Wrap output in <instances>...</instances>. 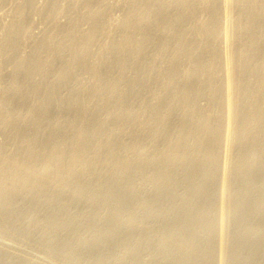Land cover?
I'll return each mask as SVG.
<instances>
[{"label":"rangeland","instance_id":"1","mask_svg":"<svg viewBox=\"0 0 264 264\" xmlns=\"http://www.w3.org/2000/svg\"><path fill=\"white\" fill-rule=\"evenodd\" d=\"M100 1L101 0H94L93 3L91 2V6L93 5L92 7H96L100 3ZM102 1H104L103 2V8H102L100 15L98 16L99 19L97 18L95 20V22H98L102 26L103 31L101 29V31H99L98 38L95 39L94 41H90L87 39V35H86L87 33L86 32L90 29L92 23L91 22H83L80 20H72L73 19L72 14H75L77 12L76 10H78V8L80 7V6L77 7V5L74 4L73 0H66V1L60 0V2H59V0H31V1L30 0H28V1L27 0H0V42H1V40H4V42L0 44V48L2 47V49L0 50V97H3L4 99H6L8 96L9 97L11 96V93H14V92L16 93L18 90H20L26 86H28L27 92L29 91L28 94L30 95L26 99L25 102L22 101L21 103H19L20 101H14L15 103L12 102L11 104L7 105L6 107H1L2 109L0 108V121H1L0 122V164H1L0 165V169H1V171H0V184H2L4 181H6L5 184H7V185H5V184L0 185V196L4 195V193H5V196H2L0 198V248H1L0 249V264H8V263L9 264H104L105 262H106L105 264H114V263L115 264H138V262H139V264H169V263L170 264H176V263L177 264H200V263L201 264H211V263L212 264H219V262H220V264H264V257H262V256H264V246H262V245H264V243H262V242H264V218H262V217H264V163L261 162V161H264V155L260 156V153H259L262 149H264V142H262V143L260 142L261 141L260 137L262 138V141H264V134H262L264 132H261V131H264V128L261 129V127H264V124H262V122L261 123L259 122V120L261 121L260 117L264 116V115H261L259 113V111L261 113H264V112H262V110H264V109L261 110V108H262L261 106H264V102H262V104H261V99H262V101H264V97H262V96H264V85H262V84H264V74H262V73H264V69H262V68H264V59H262V58H264V57H262V56H264V51H260V53L258 52L261 49L264 50V45H262V44H264V43H262V42H264V40H262L261 44L259 43L260 45H257L258 42L256 44H254V42H255L254 40H256V38H259V36L262 35V32H264V30H260L262 27H258V28L256 27L260 31H258L256 28L255 29L254 28L253 29L247 28L248 30L241 29L239 31L235 30V31H231V37L229 36L230 39L228 37H224L223 35H221L220 37L216 36L215 37V38H217V40H216L215 38H213L212 32H214L213 28H218L219 25H221V20L220 19H217L216 21L212 20V19H214L213 11H211L212 7L210 8V6H206L208 8V10L207 9L205 10V8H206L205 5L197 6V7H199V9L196 7L194 10L196 14L193 12L192 16L189 17V19H186L185 23L187 22V24L181 23L182 25L180 24L175 29H170L171 32L169 30V34H167L168 30L166 31L164 29L167 25V22H166L167 20L165 22H162V23L157 24V25L154 24V25H156L155 27L147 25V27H145V28H140V29L134 30V29H132L131 24H129L127 19H126L128 11L130 9V6H129V4H131L130 1L129 2H128V0L127 1H125V0H102ZM31 2H34V3H31ZM66 2H68V3H66ZM55 3H56V5H55ZM57 3H60V4L58 5ZM24 4H26V5H24ZM32 4H34V6ZM67 4H69L70 6ZM78 5H80V4H78ZM27 6H28V8H27ZM55 6L56 7L59 6L60 8L57 7V8H59V9H57ZM16 8L18 9L17 11L15 10ZM54 8L56 10H54ZM70 8L72 10H70ZM21 9L23 10L22 13L19 12V11H22ZM64 9L66 10V13H65ZM202 9L205 12H201ZM231 9L232 10L229 11L230 17L231 16L234 17V16L238 15V12L240 13V11H238L240 8L238 9L236 7V10H235V7H234ZM58 12H60L62 14H60V13L58 14ZM233 12H235L234 16L232 14ZM70 13H71V15H70ZM177 13H178V10H175V12H171L170 15H172V17H173ZM202 13H204V14L202 15ZM209 13H210V15L208 16ZM197 14H198V16H197ZM16 15L18 17L19 16L20 17L14 18L13 16H16ZM192 17H193V19L191 21L190 19ZM201 17H203L204 19ZM50 18L51 19L54 18V19L50 20ZM199 19L201 20L200 23H199ZM13 20H14L15 26L12 25ZM76 22H78L77 23L78 25L76 24ZM190 22H192V24ZM209 22L211 23V26H209L210 25ZM17 24L20 26V28H18L19 26ZM51 24H52V26H51ZM55 24L56 25L58 24V26H56V28H54ZM70 24L74 25L75 32H73V33L71 32V29H69ZM161 24L163 25L162 27H161ZM215 24H216V26H215ZM22 25H23V27H22ZM185 25H187V26H185ZM5 26L6 27L8 26L7 28H10L7 32L8 33L7 36H6L7 33L5 32L7 30H4V28L7 29ZM12 26L15 28L13 29ZM191 27H193V28H191ZM202 28H203V31L201 30ZM12 29L15 31L14 34H13ZM52 29L54 30V32L52 31ZM65 29H67V30H65ZM162 29H164V30H162ZM192 29L194 30V33L192 32L193 31ZM198 29H199V31H197ZM251 29H252V31H251ZM262 29H264V28H262ZM57 30H58V32H57ZM128 30H129V32H131L130 37H125V33ZM205 30H207V31H205ZM254 30H256V31H254ZM18 31L21 32L19 36H18V34H19ZM245 31L246 32L249 31L250 33L247 32V34H246ZM62 32H64V33L62 34ZM79 32H82V33H79ZM110 32L112 33L111 34L112 36L110 35ZM158 32H160V34H158ZM162 32H163V34H162ZM183 32L185 34H183ZM256 32H260L261 34L258 35V33H256ZM46 33H48V34H46ZM78 33L80 34V36ZM115 33L118 34V36ZM188 33H191V34L188 35ZM234 33H236L238 36ZM252 33H253V36H252ZM254 33H256V34H254ZM4 34H5V36H4L5 39L3 38ZM12 34H13V36H12ZM50 34H52V36H56V38H54V41H53V42H55V40H56V42H55V44L52 42L47 47L43 43H44V40H46V38L48 36H50ZM69 34H70V36H69ZM72 34H74L75 36L73 35V37H72ZM113 34H114V36H113ZM121 34L124 37L121 36ZM206 34H208V35H206ZM241 34H244V36L242 35L243 36L242 37ZM248 34H250V35H248ZM107 35H108V38H107ZM172 35L174 37H172ZM204 35L207 36V38ZM14 36L16 37V39ZM136 36H137V38H135ZM155 36H157V37L155 38ZM198 36H200V38ZM57 37L60 39L58 40ZM140 37H142V38H140ZM195 37H197V38H195ZM139 38L142 40H140ZM237 38H238V40H237ZM252 38H254V39H252ZM66 39H68V41ZM209 39L213 42H211ZM218 39H221V40H219V42L216 43L215 41H218ZM233 39H234V42H232ZM15 40H17V41H15ZM62 40H64V41L62 42ZM126 40H129V41H126ZM137 40H139V41H137ZM246 40H247V42H246ZM76 41H78V44L75 45ZM80 41H81L82 45H81ZM143 41L146 45L145 44L141 45ZM135 42H138V44ZM170 42H171V44H170ZM205 42H207V44H205ZM223 42H225V43H223ZM12 43H13V45H12ZM177 43L178 44L183 43V44L178 45ZM210 43L213 45H211ZM218 43L220 45H218ZM226 43H227V45H226ZM234 43H236L237 45ZM244 43L247 46H244ZM52 44H54V46ZM115 44H119V45H115ZM132 44H133V46H132ZM224 44L226 45V48H227L226 50H224V52L226 51L225 53L222 52L223 49H225V48H223V47H225ZM84 45H85V52L83 53L82 56H80L81 54L79 53V49L81 48V46H84ZM121 45H122V47H124V49L122 47H120ZM140 45L142 46L141 48L139 47ZM221 45H223V46H221ZM241 45L243 46V49H245V50L242 49ZM50 46H52V49L49 48ZM60 46L62 47V49L58 48ZM68 46H72V47L68 48ZM76 46H77V48H76ZM168 46L170 47L171 50H169ZM41 47L42 48L44 47V49L41 50L42 49ZM46 47L49 49L45 50ZM232 47H234V48H232ZM102 48H104L103 52H102ZM139 48L141 49V51H138ZM146 48H147V50H146ZM162 48H164V49H162ZM198 48L199 49L201 48V49L199 50ZM239 48H241V49L239 50ZM188 49H190L191 51ZM216 49H218V50H216ZM10 50H12L13 53H10L11 52ZM53 50H55L56 52ZM65 50H66V52H65ZM159 50H160V52H159ZM230 50L231 51L233 50V51L231 52ZM235 50H236V52H235ZM247 50H249V51H247ZM104 51L107 54H105ZM116 51H118V52H116ZM54 52H55V54H54ZM189 52H192V53H189ZM207 52L209 55L207 54ZM210 52H212V53H210ZM214 52L216 53V55ZM70 53H72V54H70ZM111 53H115L116 55L111 54ZM126 53L128 54V56L126 55ZM144 53L146 54V56L144 55ZM158 53L160 55L162 54V56L160 57V55ZM221 53H223V54H221ZM258 53L260 55L262 54V56L258 55ZM31 54H32V56H31ZM36 54H38V55L36 56ZM56 54H58V55H56ZM74 54H75V56H74ZM8 55L11 56V58L8 57ZM178 55H180V56H178ZM189 55H190V57H189ZM40 56H42V58L44 60ZM101 56H102V58H101ZM139 56H140V58L138 59ZM153 56H156V57L154 58ZM232 56L235 57L234 59L236 61H234ZM25 57L27 60L25 59ZM182 57H184V58L182 59ZM238 57H239V59H238ZM242 57H244L243 58L244 60L240 59ZM249 57H250V59H249ZM258 57H260L259 59H261V60L255 59ZM13 58H15V59H13ZM22 58H24V59H22ZM119 58H120V60H119ZM157 58H158V60H157ZM178 58H180V59H178ZM220 58H221V61H218V60H220ZM50 59H52V60H50ZM203 59H204V61H203ZM231 59L233 61L228 62V60H231ZM254 59H255V61H254ZM17 60L20 62L17 63ZM209 60H212L213 62L209 63L210 62ZM42 61H44V62H42ZM110 61H113L114 63H112ZM171 61L174 64V66L171 65L172 67L170 65H168V64H172ZM180 61L183 64H181ZM191 61L193 63H190ZM200 61H202V62H200ZM253 61L255 62V64L253 63ZM21 62H23V63H21ZM198 62H199V64H198ZM220 62H223L224 64L220 63ZM230 62L233 64V66ZM15 63H16V65L17 64L18 65L16 66ZM42 63L44 65L47 63V65L44 66ZM94 63L96 65H98L97 67L102 66L101 68H97L98 73L95 71H93V72L91 71V70H94L93 69ZM212 63H217V64L212 65ZM218 63L221 65L223 64L224 66L223 65L219 66ZM241 63L244 65H242ZM245 63H246V65H245ZM250 63L251 64L253 63V64L251 65ZM37 64H39V66ZM41 64L43 65V67ZM66 64L68 66V69L66 67ZM122 64H124V65H122ZM138 64H139V66H138ZM20 65H21V67H20ZM24 65L27 67L28 70L26 69V67ZM49 65H51V66L48 68ZM63 66H65L66 68ZM112 66L114 68H112ZM133 66H134V68H133ZM198 66H200L199 68L200 69L202 68V70L196 69ZM204 66H206V67H204ZM240 66H243V67H240ZM244 66L247 67L246 70L242 69V68H244ZM254 66H255V68H254ZM259 66H262V68H259ZM34 67H36L37 70ZM145 67H148V68L145 69ZM175 67H177V68H175ZM203 67H204V69H203ZM207 67H209L210 69H208ZM225 67H226V69H225ZM13 68H14V70H12ZM171 68H173V69H171ZM214 68H216V69H214ZM238 68H240V70H238ZM105 69H106V71H105ZM232 69L235 71L233 72ZM251 69H252V71H251ZM34 70H35V72H34ZM44 70L45 71L48 70V71L44 72ZM61 70L62 71L64 70V71L62 72ZM203 70H205V71H203ZM208 70H210V71H208ZM224 70L226 72H224ZM149 71H150V73H149ZM195 71H197V72H195ZM211 71H212V73H211ZM118 72H119V74H118ZM198 72H200V73L198 74ZM206 72H207V74H206ZM215 72H217V74L218 73L222 74L223 77L215 74ZM242 72H243V74H242ZM246 72H247V74H249V77L247 76ZM250 72H251V74H250ZM41 73L42 74L44 73V76L41 75ZM254 73H257V74L254 75ZM13 74L16 77H19V76L21 77V78H18L17 83L14 82L15 80L13 79L14 78ZM99 74H100L101 78H100ZM106 74L108 76H106ZM148 74H150V75L148 76ZM155 74H158V75H155ZM237 74L238 75L240 74V76H238ZM260 74L262 77L259 76ZM120 75H122V76L120 77ZM196 75H198V77ZM236 75H237V79H236ZM28 76H30V78ZM191 76L195 79H193ZM216 76H217V78H215ZM245 76L248 78L247 80H246ZM149 77L152 79H150ZM184 77L186 80L184 79ZM201 77H204V79ZM254 77H256V78L254 79ZM145 78H147V79H145ZM228 78H229V80L231 78L232 79L230 81H228ZM239 78H241V79H239ZM252 78L254 81L257 80L256 83L252 80ZM56 79L58 80V82ZM180 79H182V80H180ZM187 79H190V81ZM221 79L223 82L221 81ZM226 79H227V81H226ZM235 79H236V82L234 81L231 83V81H233ZM10 80H11V82H10ZM261 80H262V82H260ZM53 81H54V84H52ZM169 81H171L172 83L170 82V84H168ZM186 81H187V83H185ZM191 81H192V83H191ZM214 81H216V82H214ZM239 81H241V82H239ZM101 82H102V84H101ZM104 82H106V83L104 84ZM111 82H113L115 85L111 84ZM194 82H196V83H194ZM237 82H238V84H237ZM242 82H243V84H242ZM244 82H246L247 84ZM107 83H108V85H106ZM132 83H134V84H132ZM235 83H236V85H235ZM50 84H51V86H50ZM148 84L150 86H148ZM165 84H168V85L166 86ZM245 84L248 87H246ZM257 84H259V85H257ZM17 85H19V87ZM111 85L114 86L115 90H112L113 86H111ZM134 85H139V86H134ZM22 86H24V87H22ZM108 86L110 89L108 88ZM120 86H121V88H120ZM11 87H13V88H11ZM199 87H201L202 89H200ZM218 87H220V88H218ZM236 87H237V89H236ZM37 88L38 89L40 88V89L37 90ZM118 88L120 89V91ZM162 88L165 91L162 92ZM166 88H167V90H166ZM204 88L205 89L207 88V89L205 90ZM180 89H182V90L178 91ZM186 89H188V91ZM191 89H192V91H191ZM244 89H245V91H244ZM248 89L250 91L253 89L254 91L250 92V91H248ZM32 90H33V92H32ZM116 90L118 93L115 94ZM159 90H161V92ZM183 90H186V91H183ZM220 90H221V92H219ZM226 90H228V91H226ZM237 90H238V92L241 91L243 93V95L241 94V92L238 94H234V93H236ZM34 91L37 92V94H35ZM137 91H139V92H137ZM149 91L152 93H150ZM194 91H195V93L193 94L192 92H194ZM208 91L212 92V93H208ZM217 91H218L217 94L214 93ZM231 91L232 92L234 91L233 94ZM30 92H32V93H30ZM111 92L113 95L110 94ZM181 92L183 94H181ZM184 92L187 94L184 95ZM247 92H249V93H247ZM259 92H262V93H259ZM163 93H164V95H163ZM198 93L201 95V97H199ZM227 93H228V95H227ZM245 93H247V94H245ZM48 94L50 96V99L48 97ZM212 94H213V96H215L214 98H217V99H214L212 97ZM220 94H222L221 95L222 97L220 96ZM224 94H225V96H224ZM253 94H254V96H253ZM124 95H126V96H124ZM152 95H154V96L152 97ZM172 95H173V97H172ZM174 95L176 97L179 96V98H178L179 101ZM189 95L191 97L192 96L193 97L191 98ZM194 95H196V96H194ZM216 95H218V96H216ZM232 95L235 97L233 98ZM236 95L239 97L238 100L236 99ZM251 95H252V97L249 98V96H251ZM259 95H261V97ZM104 96H106L107 99L104 98ZM108 96H109V98H108ZM112 96H113V98H112ZM180 96H181V98H180ZM245 96H246V98H249V99H246ZM170 97H171V99H170ZM209 97H210L211 101L210 100L208 101ZM243 97L245 98V100L242 99ZM29 98H30V100H29ZM154 98H157V100L154 101ZM185 98H187V99H185ZM225 98H226L227 102H230V105H229V103H227L224 100ZM255 98H257V99H255ZM40 99L41 100H43V99L48 100V104L46 107L47 110L45 109L44 110L45 112L43 111V114L37 113V112H30V114H28L29 112H28L27 108L29 106H32V104L38 103ZM94 99H96V100H94ZM131 99H133V101ZM167 99H168V101H166ZM194 99H196L197 101ZM218 99L220 101L223 100V102L221 103ZM240 99H242V101ZM128 100L129 101L131 100V101L128 102ZM169 100H170V102H169ZM172 100H174L175 103H177V104H175L174 101H172ZM185 100H187V101H185ZM83 101H85V102H83ZM252 101H254V102H252ZM257 101H259V103ZM98 102H100V103H98ZM235 102L238 104H235ZM245 102H247V103L245 104ZM248 102H249V104L250 103L251 104L249 105ZM255 102L257 103L256 108H255V104H256ZM66 103H68V104H66ZM211 103H214L215 105L211 104ZM84 104H86V105H84ZM115 104H117L118 107ZM118 104L122 105V107L119 106ZM124 104H125V107L128 105L126 108H129V109L124 108ZM153 104H155L154 107L152 106ZM183 104H184V108H182ZM193 104H195V106ZM197 104H199V107ZM218 104H221V105L223 104L222 105L223 107L221 105H218ZM147 105L149 107L146 108ZM234 105H236V107ZM251 105L256 110H254ZM82 106H83V108H82ZM172 106H173V108H172ZM180 106H181V108H180ZM188 106L193 108V109L191 108L192 112L197 110V111H195L196 114H195V112L192 113L191 111H189L188 109H190V107H188ZM210 106L213 109L212 108L210 109ZM242 106H243V108L245 106L244 109L247 111H250V112L247 113V111H245V110H243V108H241ZM79 107H80V109H78ZM174 107H177L178 109H176ZM197 107L200 109H198ZM215 107H218V108H215ZM74 108H76V109H74ZM116 108H117V110H116ZM122 108H123L124 112L122 111ZM161 108L163 110H161ZM229 108H230V110H229ZM237 108H238V110H237ZM146 109L147 110L149 109V110L147 111ZM150 109H152V110H150ZM166 109H169V111L168 110L166 111ZM184 109L186 112L187 111L190 112L188 117H187L188 112L185 113ZM203 109L205 112L203 111ZM231 109H233V110H231ZM257 109H258V112L256 113ZM26 110L28 113L26 112ZM145 110H146V113H145ZM154 110L158 113H155ZM174 110L177 112H175ZM179 110H183L184 112H181L182 114L180 113L181 115L178 116L177 114L179 113ZM198 110H199L200 114L198 113ZM200 110H202V111H200ZM234 110H236L237 115H238V112H240L238 117H237L236 112ZM117 111H119V112H117ZM120 111H122V112H120ZM134 111H135V113H134ZM150 111H151V113H150ZM241 111H242V113H241ZM244 111L248 115H245ZM107 112H109V113H107ZM139 112H140V114H139ZM165 112H167V113H165ZM170 112H172V113H170ZM227 112H232V113L226 114ZM31 113L35 116V118ZM112 113H114V114L116 113V115H114ZM118 113H119V115H117ZM149 113H150V115H149ZM160 113H162V114H160ZM220 113H222V115H220ZM234 113L236 116L234 115ZM253 113H255V115ZM25 114L27 115V117L29 119L26 117ZM124 114H128V115L131 114V115H129V116L127 115V117L125 115L124 117H122ZM133 114H134V116H136V118L138 117L137 122H139V123L136 122V120H135L136 118L134 116L132 118ZM143 114H144V116H143ZM151 114H152V116H151ZM159 114H160V116H159ZM163 114H164V116H162ZM229 114H230V116H229ZM243 114L245 116L242 117L243 118L242 119L241 115L243 116ZM251 114H253V115H251ZM257 114H258V116H257ZM41 115L43 117H41ZM107 115H109L111 118ZM167 115H169V116H167ZM182 115H184V116H182ZM199 115H201V117ZM30 116L33 119L30 118ZM36 116H37V118H36ZM105 116L107 117L106 119H108V118L110 119V120L108 119L109 120L108 123L106 122L108 120H106V119L104 120ZM141 116L144 117V118L142 117L143 118L142 121H141ZM180 116L184 117V118H181ZM192 116H194L193 117L194 119L192 118ZM207 116H208V118H206ZM212 116H214V117H212ZM220 116L221 117L223 116L224 118H220ZM228 116L230 119L231 118L234 119L235 124H234L232 119L230 120L228 118ZM233 116H235V117H233ZM246 116H248L247 117L248 120L244 119ZM6 117H8V118H6ZM119 117H122V118H119ZM163 117L166 118V121L164 119L162 120ZM175 117L177 119H175ZM178 117L180 118V121H181V119H185V121H186L185 123L188 125V126L186 125L188 134L186 132L185 137L188 138L191 135H193V136L196 135L197 137L195 136L193 138V136H192L189 139L183 140V138H185L183 135L181 137L183 142L182 141H180V142L182 144H185V145H181V151L179 153V155H181V156L183 155V156H182V158H181V156L179 157V155H177L178 157L174 156L175 157V160H174V158L172 156H171L172 158L170 157V155H173V154H171L172 151L171 152L169 151V150H172L173 148H170V145L167 144L166 142H167L168 138H171V140H173V137L176 136L174 129H177L178 128L177 126L181 125V122L179 121ZM209 117H211V118H209ZM252 117H253V120L250 119ZM257 117L259 118V120H257L258 119ZM5 118H6V120H5ZM100 118H102L104 123L106 122L105 123L106 125L104 123H102V120ZM148 118H150L151 120L150 119L148 120ZM152 118H154L153 121H152ZM159 118L161 119V121ZM199 118H201L202 121L204 119L203 122H205V119H207L206 122L207 121L208 122L207 123L205 122V126H207L206 124L209 123L208 127L210 126V121H211L213 123V124H211V126L213 128H208V127L206 128L204 126L203 122H201V120H198ZM7 119H10V120H7ZM27 119H28V121H27ZM53 119H55V120H53ZM224 119H226V120H224ZM227 119L232 121L233 124H232V122L230 124V121ZM235 119H240L237 121L239 123H236ZM249 119L252 122L248 123V121H250ZM29 120H30V122H29ZM46 120L47 121L49 120V121L47 122ZM156 120H157V122H156ZM173 120H178V121H174V124H173ZM244 120H246V122ZM8 121H10V122H8ZM11 121L15 122L16 124L12 123ZM23 121H25V122H23ZM117 121L118 122L120 121L119 124L117 123ZM199 121H200V123H199ZM242 121H244V123ZM257 121L260 123V124L258 123L259 125L257 124ZM262 121H264V119H262ZM7 122H8V124H7ZM49 122H50V124H49ZM82 122H83V124H82ZM140 122H142V123H140ZM148 122H150V124ZM167 122H169L171 125L170 124L168 125ZM177 122H179V123H177ZM215 122H217L218 124L222 123L219 126H222V127L225 126L224 127L225 129H227V127H228V130H227L228 133L224 128L219 127L218 125H214V124H217ZM1 123L3 125H1ZM17 123L20 126V128H17V126H16ZM28 123L29 124L31 123L33 125L32 128H31V124L29 125ZM56 123L57 124L59 123V124L57 125ZM154 123H155V125H154ZM156 123H158V125L161 126L162 129L160 127L157 128L158 125ZM201 123L203 124V126ZM227 123L230 124L231 129H229L230 128L228 126L229 124L226 125ZM252 123L255 124V127ZM20 124H22L24 126H22ZM35 124H36V126H35ZM54 124H56V126H58V127H56ZM115 124H117L118 126L117 125L115 126ZM120 124L122 126H120ZM151 124H152V127H151ZM178 124H180V125H178ZM190 124H192V125H190ZM62 125H63V127H62ZM173 125L176 126L177 128H175ZM194 125L198 126L197 127L198 131L196 134H195L196 129L194 130V128H196V126H194ZM237 125L239 126V128ZM71 126H74V127L77 126V127L74 128ZM79 126L82 128H80ZM132 126L133 127L136 126L137 129L135 127L133 128ZM163 126H166V127L164 128ZM172 126H173V128H172ZM183 126H185V124ZM217 126L219 128H217ZM259 126H260V128H259ZM24 127H25V129L27 128L26 130H29L30 128L32 130L30 129V131L24 132L25 131ZM35 127L37 129L36 132L35 133L31 132L34 130ZM44 127L46 128V130H44L45 129ZM101 127H102V129H101ZM123 127H124V129H123ZM150 127L152 129L148 130V129H150ZM204 127H205V129H204ZM242 127H243V129H242ZM245 127L248 129H246ZM11 128L14 129L15 131L12 130ZM64 128H66L67 132ZM69 128H70V130H68ZM77 128H80V129H77ZM98 128H100V130ZM140 128L142 129L141 131H140ZM154 128H156L155 130H158V131H156V133L154 132ZM186 128L184 127L185 130H186ZM214 128L218 129V130H213ZM20 129H22V130H20ZM112 129H113V131L117 130L116 131L117 133L112 131L114 134L113 133L111 134L110 130H112ZM118 129H121V130H118ZM165 129H166V131H165ZM190 129H191V131H190ZM235 129H237V131ZM239 129L240 130L242 129L241 132L239 131ZM254 129H255V131H254ZM38 130L39 131L42 130V131L39 132ZM85 130H87V132ZM135 130H136V132H135ZM160 130H161L160 133L163 136H165V138L163 136H161V134L159 133ZM210 130H213V131H210ZM244 130H246V132ZM256 130H258L260 133ZM21 131H22V133H21ZM37 131H38V133H37ZM89 131L92 132L93 134L88 135ZM169 131H171V132H169ZM172 131H174L173 132L174 135H172ZM192 131H193V133H192ZM202 131H205V134ZM207 131H208V133H207ZM233 131H235L236 134ZM78 132H80V133L86 132L87 135H85V134L81 135ZM201 132L204 134L203 136L209 135L211 138H213L212 141L213 140L217 141L219 138L220 139H226L228 141L229 145L223 146L222 149L218 148L219 152L218 151L216 152L217 147L212 146V144L215 141L212 142L211 138L209 136H208V139L205 140L206 138L201 135L202 134ZM214 132H216V133L220 132V134L217 133L219 135L216 136L217 134ZM222 132H223L224 138L222 136ZM229 132H231V133H229ZM232 132H233V134H232ZM237 132H238V134H237ZM109 133L112 136L115 135L116 137L113 136V138L110 139L109 137H111V136ZM138 133H139V135H138ZM140 133L142 136L140 135ZM225 133H227L228 135L225 136L226 135ZM239 133L242 134V135L240 134V138H238ZM255 133L256 134L258 133V135L256 136ZM33 134L34 135L36 134V136H34ZM108 134H109V136H108ZM118 134H120L119 135L120 137H118ZM134 134L138 136L137 139L142 137L139 139L140 140L139 143H138L139 140L133 139L135 137ZM156 134H159L161 138L159 137V135H156ZM164 134H166V135H164ZM230 134H232V135H230ZM245 134H248V135H245ZM76 135L78 136V138ZM150 135H152V136L150 137ZM167 135H168V137H167ZM153 136H154V139H153ZM155 136H156V138H155ZM236 136H237V138H234ZM243 136L244 137L248 136V137L247 138L245 137L246 138V140H245V139H243L244 138ZM29 137H31V139ZM32 137H33V140H32ZM131 137H132V139H131ZM196 138L198 139L199 143H201V146H200V144L197 143L198 141L196 140ZM254 138H255V144H254ZM109 139H110V141H109ZM148 139H149V141H148ZM152 139L155 141L153 142ZM200 139L201 140L203 139L202 140L203 142H201ZM237 139L238 140L241 139V142L243 144L245 141L247 142V143L245 142L246 145L245 144L243 145V144H241L240 141L239 142L237 141L238 145L240 146V149H239L240 151L237 150L239 148L237 143H234L235 145L232 144V141L233 140L236 141ZM250 139L253 142H251ZM30 140L33 142V144ZM76 140L77 141H83V142L86 140V142H84L85 144L83 143L76 148V146H75V142H77ZM131 140H134V141H132V143H136V146H134L135 144L131 145V147L128 146V145L132 144ZM171 140L169 139V141H171ZM187 140L189 142H187ZM256 140L259 142H257ZM135 141H137V142H135ZM163 141H165V142H163ZM184 141H186V142H184ZM193 141H195V142H193ZM206 141H209V142L211 141L210 145H208L209 142H206ZM190 142L192 143L191 145H190ZM164 143H166V145L163 146ZM187 143H188V145H187ZM204 143H205V145L206 144L207 145L205 146ZM27 144L28 145L30 144L32 146H34V144H35V146L30 147ZM138 144H140V145H138ZM156 144H158V146H160V147H158ZM194 144H196V147H195L196 151L193 150V149H195ZM247 144H249V146ZM26 145L28 146L27 148H26ZM189 145H190V148H191V146H193V145L194 146L191 148V150L189 149V151H188V149H186V153H188V154H186L187 155L186 156L185 152H184V150H185L184 148L186 146H189ZM202 146H203V148H201ZM232 146L235 147V149ZM244 146H246V147H245V149H243L244 150L243 151L242 148ZM250 146L252 148H254V150ZM256 146H258V147L256 148ZM81 147H82V149H81ZM125 147L127 149H125ZM132 147H134V148L140 147L139 149H142V147H143V149L146 151V153H145V151L143 152L144 154L139 153V151H138L139 149L136 148V149H138L137 153L139 154V155L138 154L136 155V154H134V152H136V149H134V148L132 149ZM144 147L148 150H146ZM153 147H155V148L157 147V149H154V150H156L155 153H154ZM208 147H209V149L211 148L210 152H208V149H206ZM226 147L227 148L229 147V149L231 147L232 148L229 151V149H227ZM236 147H237V149H236ZM129 148L133 151V152H130V155L128 154L129 151H131ZM160 148H162V149L160 150ZM165 148L166 149L168 148L169 150L168 149L166 150ZM213 148H215L216 150L214 149V151H213L212 150ZM225 148H226V151H225ZM247 148H249L250 151ZM163 149H164V151H163ZM197 149H198V151H197ZM203 149H205V150H203ZM255 149H257V151ZM122 150H123V152H122ZM236 150L239 151V153L241 152L240 158L241 159L245 158L244 160L247 159L246 160L247 162L240 160V158L238 156L239 153L236 152ZM241 150L243 151V153ZM251 150H253L254 152H252ZM147 151H149V152H147ZM151 151H153V152H151ZM165 151H166V153H165ZM190 151H192V152L190 153ZM193 151H194V153H193ZM245 151L248 154H246ZM262 151H264V150H262ZM262 151H261V154H264V152H262ZM76 152H77V154H76ZM115 152H117V153H115ZM150 152H151V154H150ZM196 152H197V154L200 152L201 155L198 154V156L200 158L197 156ZM213 152L220 153V154H218V156H220V158L218 156H216L217 155L216 153L213 154ZM224 152L226 154H224ZM231 152H234V153H231ZM72 153L74 154L75 157L73 156ZM161 153L163 154V156ZM221 153H222V155H221ZM228 153H230V154H228ZM244 153L246 154V156H243ZM257 153H258V155L256 156V158L251 159L250 156L253 155L255 157V155ZM145 154L146 155L149 154V155L146 157H143V156H145ZM153 154H155V155H153ZM165 154L167 155L166 158L164 157ZM209 154L212 156L214 155V156L211 157V156H209ZM233 154L234 155L236 154L235 155L236 159H239L240 163H238V161L235 160V156ZM76 155L78 156L77 158H76ZM122 155H123V157H122ZM124 155L127 156L128 159ZM188 155H190V156H188ZM202 155L207 156L206 159L204 158V156L202 157ZM226 155L227 156L229 155V156L227 157ZM129 156L132 159L129 158ZM184 156H186V160H185V158L183 159ZM193 156L196 157V159L193 158ZM253 156H252V158H253ZM140 157H143L144 160H143V158H140ZM190 157H191V160H189ZM201 157L204 158V160ZM231 157L232 158L234 157V158L230 159ZM246 157H248V158H246ZM71 158L72 159H74V158L79 159V161H77V160L75 161V159L72 160ZM122 158H125V159L122 160ZM134 158L136 161L134 160ZM198 158H199V160L202 159L203 162L201 160L199 161ZM209 158H211V159H209ZM223 158L227 159V160H225L226 163L228 162L227 167H224L227 164L224 163L225 161L223 160ZM126 159H127V162L129 160H130V162L125 164ZM138 159H139V162L137 163ZM140 159H142L143 161L141 160L142 162H140ZM149 159L152 163L151 165H153V164L155 165V166H152V168L154 167L152 170H151V165L149 163L150 162ZM152 159L154 162L152 161ZM160 159H161V161H160ZM176 159H179V160H176ZM218 159H222V162ZM228 159H230L231 161ZM80 160H81V162H80ZM131 160H134V161H131ZM217 160L219 161V163H216ZM232 160L233 161L235 160V161L233 162ZM14 161L15 162L17 161L20 164L23 163V165H25V169L22 168L19 170L20 166L18 167V165H16L18 168L15 165H14L15 167L11 168L13 170L15 168V171L9 169L10 165L13 166L12 163ZM82 161H83V164H82ZM190 161H192V163ZM196 161H198V162L196 163ZM255 161H256V163H255ZM27 162H28V164H30L29 167H30L31 171L28 170L29 167H28ZM57 162H58V164H57ZM73 162H75V164H73ZM133 162H134V164H133ZM159 162H161V163H159ZM162 162L165 164L163 165ZM169 162L171 164H169ZM173 162H174V166L172 165ZM200 162H201V164H200ZM206 162H208V163H206ZM209 162H211V163H209ZM260 162H261V164H260ZM60 163H62V165L66 166V167L61 166ZM67 163H68V166L70 164V168H68ZM71 163H72V165H71ZM120 163H123V167L120 166V165H122ZM140 163H141V165H140ZM142 163H144V164H142ZM204 163H206V164H204ZM34 164H35V166L33 167ZM47 164H49V166ZM77 164H78V166H77ZM80 164L85 165V166L80 167ZM118 164H120V165H118ZM145 164L147 166L148 165H150V166L147 167ZM159 164H162V167L165 166V169L162 168L161 165H159ZM188 164H189V166H188ZM44 165H46V167H44ZM130 165H131V169H132V166H134V165L136 167L138 166L139 168L133 167L134 169L131 170L129 168ZM170 165L172 168H169ZM1 166H3L4 169ZM86 166H87V168H86ZM115 166L119 171L125 170V169H129V170L128 171L127 170L121 171L119 173L116 170ZM175 166H177V167H175ZM178 166H179V168H178ZM185 166H186V168H185ZM219 166H220V168H219ZM239 166H240V168L238 169ZM31 167H33L34 170H33V168L31 169ZM60 167L62 168V171H61ZM74 167H76L77 169ZM140 167L143 170H141ZM159 167L162 169L160 170ZM42 168L44 171L42 170ZM84 168H86V169H84ZM92 168H93V171H92ZM35 169L40 170V171L35 172L36 171ZM64 169H65V171H64ZM68 169H69V172H68ZM106 169H107V171H106ZM139 169L141 172L139 171ZM231 169H234V170L231 171ZM10 170L12 171V173ZM17 170H19V171H17ZM26 170H27V174H30V176H27ZM77 170H79L81 172H79ZM108 170H109V173H108ZM238 170H239V172H238ZM126 171H127V173H126ZM132 171H134L135 173L134 172L131 173ZM156 171H158L160 173L162 178L158 177L160 175ZM162 171H163V173H162ZM4 172H6V173H4ZM13 172H14V174H13ZM23 172H25L24 173L25 175L23 174ZM30 172L31 173L33 172L34 174L33 173L31 174ZM57 172H59L58 175H57ZM62 172H63V175H62ZM136 172L138 174H136ZM184 172H186V173H184ZM197 172H198V174H197ZM237 172L240 174L241 177L238 175ZM10 173H11V175H10ZM205 173H207V174H205ZM4 174H6L5 178H3L5 176ZM59 174H61V175L59 176ZM18 175H19V177H18ZM114 175H116L115 178L113 177ZM121 175H122V177H121ZM155 175H157V176H155ZM166 175L168 177L171 176L170 177L171 179L168 178ZM203 175L205 176L206 179L204 178ZM22 176H24L23 178H26V179L22 180ZM163 176H164V178H163ZM68 177H69V179H68ZM110 177H112V178H110ZM165 177L168 179L167 181H166ZM186 177L188 180L186 179ZM27 178L29 179L28 181L31 183H28ZM32 178H33V181H31ZM190 178H191V181H190ZM235 178H236V180H234ZM1 179H2V181H1ZM12 179H13V181H11ZM18 179H19V181H18ZM192 179H194V180L192 181ZM207 180H209V181H207ZM17 181L20 182V184H23V182H24L25 186L23 187L24 184L20 185ZM61 182H63V184ZM207 182H209V183H207ZM240 183H242V184H240ZM13 184H15V185L18 184V185L13 186ZM68 184H69V186H68ZM221 184H223V185H221ZM64 185H67V187ZM28 187H29V189H28ZM200 187H201V189H200ZM246 187L248 189H246ZM2 188H4V189H2ZM146 188H148V189H146ZM222 188H223V190H222ZM6 190H9L10 192L6 191ZM239 190H242V191H239ZM243 190H245V191H243ZM192 191H193V193H192ZM128 192H130V193L128 194ZM1 193H2V195H1ZM159 194H161V195H159ZM212 195H214V196H212ZM174 198H176L177 202L175 201ZM125 199H126V201H125ZM189 201H190V203H189ZM222 201H223V204H222ZM164 202H165V204H164ZM188 208H190V209H188ZM226 210H228V211H226ZM138 211H140V212H138ZM144 211H145V213H143ZM220 211L222 214L220 213ZM203 214H204V216H203ZM213 214L215 215V217ZM234 214H236V216ZM187 216H189V217H187ZM195 218H196V220H195ZM242 219H243V221H242ZM226 221H228V222H226ZM176 222H178V224ZM223 222H224V224H223ZM139 223H141V224H139ZM244 225H246V226H244ZM235 226H237V227H235ZM7 227H8V229H7ZM82 227H84V228H82ZM221 227L223 229H221ZM184 229H186V230H184ZM41 230L43 231V233ZM86 230H88V231H86ZM138 231H139V233H138ZM128 232L130 234H127ZM172 233H173V235H172ZM7 234H8V236H7ZM53 235H54V237H53ZM159 236H161V237H159ZM245 236H247V237H245ZM8 237H10V238H8ZM203 239H204V241H203ZM210 239H211V241H210ZM243 239H244V241H243ZM224 241H225V243H224ZM221 242H222V245L220 244ZM247 242L250 244V246H249V244H247ZM259 242H260V244H259ZM182 244H184V245H182ZM176 246H178V247H176ZM237 246L238 247L241 246V247L238 248ZM150 247H152V248H150ZM180 247H182V248H180ZM193 248H194V250H193ZM252 249L254 251H252ZM180 250H181V252H183V254L181 252L179 253ZM134 251H136V252H134ZM239 251H241L240 254H239ZM123 252H125L126 254ZM202 252H203V254H202ZM123 254H124V256H123ZM188 254H190V255H188ZM22 256L23 257L26 256V257L23 258ZM221 257L223 259H221ZM168 259H169V262H168ZM188 259H190V260H188ZM213 259H215L216 261L218 260V261L216 262ZM240 259H241V262H240ZM148 260H149V262H148ZM117 261H119V262H117ZM213 262H215V263H213ZM224 262H226V263H224Z\"/></svg>","mask_w":264,"mask_h":264},{"label":"bare ground","instance_id":"2","mask_svg":"<svg viewBox=\"0 0 264 264\" xmlns=\"http://www.w3.org/2000/svg\"><path fill=\"white\" fill-rule=\"evenodd\" d=\"M27 1H28V0H27ZM30 1H31V0H30ZM64 1H66V0H64ZM93 1H94V0H73L74 4L77 5V7H78V6H80V7L78 8V10H76L77 12H76L75 14H72V15H73V19H72V20H80V21H83V22H91V23H92L90 29H89L88 31L86 30V31H87L86 33H87V34L85 33V34L87 35V39L90 40V41H94L95 39H97V38H98V35H99V31H101V29H102V26H101L98 22H95V20L98 18V16L100 15V13H101V11H102V8H103V2H104V1L101 0L100 3H99L96 7H92L93 5L91 6V2L93 3ZM125 1H127V0H125ZM129 1H130L131 4H129L130 9L128 8L129 11H128V14H127V16H126V19H127L128 23L131 24L132 29H134V30H135V29H140V28H145V27H147V25H150V26H154V27H155L157 24H160V23L165 22V21L167 20V21H166V22H167V25H166V27H165L164 29H165L166 31L168 30V31H167L168 33H167V32H166V33L169 34V30H170V29H175V28H176L177 26H179L181 23H182V24H187V22L185 23L186 19H189V17L192 16L193 12L195 13L194 10H195V8H196L197 6H199V5H201V6H202V5H205V7H206V6H210V8L212 7V10L210 9L211 11H213V17H214V19H212V20H215V21H216L217 19H220V20H221V25H219V27L217 26L218 28H213V31H214V32H212V33H213V38H215L216 36H219V37H220L221 35H223L224 37H228V38H229V36L231 37V31H235V30H236V31H237V30L239 31V30H241V29H246V30H248L247 28H252V29L254 28V29H255L256 27H257V28H258V27H262V28H264V0H128V2H129ZM50 2H51V1H50ZM59 2H60V0H59ZM69 2H70V1H69ZM73 2H72V3H73ZM31 3H34V2H31ZM66 3H68V2H66ZM70 3H71V2H70ZM49 4H50V3H49ZM57 4L59 5L60 3H57ZM61 4H62V3H61ZM78 4H80V5H78ZM24 5H26V4H24ZM32 5L34 6V4H32ZM55 5H56V3H55ZM67 5H69V4H67ZM50 6H51V5H50ZM53 6H54V5H53ZM64 6H65V5H64ZM69 6H70V5H69ZM48 7H49V6H48ZM55 7H56V6H55ZM57 7H59V6H57ZM57 7H56V8H57ZM203 7H204V6H203ZM234 7H235V10H236V7H237L238 9L240 8V9L238 10V11H240V13L237 11V12H238V15L234 16L235 12H233L232 14H233L234 17H232V16L230 17V15H229V11L232 10L231 8H234ZM19 8H20V7H19ZM21 8H22V7H21ZM24 8H25V7H24ZM27 8H28V6H27ZM59 8H60V7H59ZM59 8H57V9H59ZM65 8H66V7H65ZM197 8L199 9V7H197ZM200 8H201V7H200ZM22 9H23V8H22ZM22 9H21V10H22ZM76 9H77V8H76ZM206 9L208 10L207 7L205 8V10H206ZM15 10L17 11L18 9L16 8ZM34 10H35V9H34ZM34 10H33V11H34ZM54 10H56V9L54 8ZM62 10H63V9H62ZM64 10H65V9H64ZM70 10H72V9L70 8ZM175 10H178V13H177L175 16L172 17V15H170V14H171V12H175ZM33 11H32V12H33ZM58 11H59V10H58ZM60 11H61V10H60ZM198 11H199V10H198ZM19 12L22 13L23 10H22V11H19ZM61 12H62V11H61ZM63 12H64V11H63ZM69 12H70V11H69ZM71 12H72V11H71ZM201 12H205V11H203V9H202ZM231 12H232V11H231ZM231 12H230V13H231ZM15 13H16V12H15ZM17 13H18V12H17ZM59 13H60V12H58V14H59ZM65 13H66V10H65ZM25 14H26V13H25ZM47 14H48V13H47ZM60 14H62V13H60ZM125 14H126V13H125ZM195 14H196V13H195ZM203 14H204V13H202V15H203ZM14 15H15V14H14ZM17 15H18V14H17ZM17 15H16V16H13V17H14V18H15V17H18ZM23 15H24V14H23ZM23 15H22V16H23ZM70 15H71V13H70ZM205 15H206V14H205ZM205 15H204V16H205ZM209 15H210V13L208 14V16H209ZM48 16H49V15H48ZM193 16H194V15H193ZM197 16H198V14H197ZM197 16H196V17H197ZM204 16H203V17H204ZM19 17H20V16H19ZM19 17H18V18H19ZM52 17H53V16H52ZM54 17H55V16H54ZM203 17H201V18H203ZM206 17H207V16H206ZM210 17H211V16H210ZM199 18H200V17H199ZM24 19H25V18H24ZM46 19H47V18H46ZM53 19H54V18H53ZM53 19L50 18V20H53ZM98 19H99V18H98ZM123 19H124V18H123ZM123 19H122V20H123ZM192 19H193V17H192L190 20L192 21ZM195 19H196V18H195ZM203 19H204V18H203ZM203 19H202V20H203ZM16 20H17V19H16ZM16 20H15V21H16ZM48 20H49V19H48ZM190 20H189V21H190ZM208 20H209V19H208ZM220 20H219V21H220ZM194 21H195V20H194ZM203 21H204V20H203ZM203 21H202V22H203ZM206 21H207V20H206ZM12 22H13V24H12V23H11V24H12L13 26H15V25H14V20H13ZM16 22H17V21H16ZM22 22H23V21H22ZM49 22H50V21H49ZM78 22H79V21H78ZM78 22H76V24H77ZM122 22H123V21H122ZM200 22H201V20L199 19V23H200ZM17 23H18V22H17ZM55 23H56V22H55ZM74 23H75V22H74ZM190 23L192 24V22H190ZM209 23H210V22H209ZM21 24H22V23H21ZM23 24H24V23H23ZM154 24H156V25H154ZM182 24H181V25H182ZM188 24H189V23H188ZM212 24H213V23H212ZM17 25H18V24H17ZM59 25H60V24H59ZM67 25H68V24H67ZM77 25H78V24H77ZM77 25H76V26H77ZM217 25H218V24H217ZM13 26H12V27H13ZM18 26H19V25H18ZM51 26H52V24H51ZM56 26H58V24H57V25L55 24V27H54V28H56ZM103 26H104V25H103ZM162 26H163V25L161 24V27H162ZM185 26H187V25H185ZM185 26H184V27H185ZM209 26H211V23H210ZM213 26H214V25H213ZM215 26H216V24H215ZM5 27H6V26H5ZM7 27H8V26H7ZM7 27H6V28H7ZM22 27H23V25H22ZM64 27H65V26H64ZM198 27H199V26H198ZM14 28H15V27H13V29H14ZM18 28H20V26H19ZM152 28H153V27H152ZM157 28H158V27H157ZM191 28H193V27H191ZM194 28H195V27H194ZM206 28H207V27H206ZM257 28H256V29H257ZM262 28H261L260 30H264V29H262ZM9 29H10V28H7V29L4 28V30H7V31H5L6 33L8 32ZM13 29H12V31H13V34H14L15 31H14ZM16 29H17V28H16ZM69 29H71V32H72V33L75 32L74 25H71V24H70ZM69 29H68V30H69ZM77 29H78V28H77ZM77 29H76V30H77ZM148 29H149V28H148ZM164 29H162V30H164ZM195 29H196V28H195ZM214 29H215V30H214ZM252 29H251V31H252ZM21 30H22V29H21ZM59 30H60V29H59ZM65 30H67V29H65ZM79 30H80V29H79ZM124 30H125V29H124ZM124 30H123V31H124ZM160 30H161V29H160ZM160 30H159V31H160ZM177 30H178V29H177ZM181 30H182V29H181ZM192 30H193V29H192ZM201 30L203 31V28H202ZM207 30H208V29H207ZM207 30H205V31H207ZM257 30H258V29H257ZM260 30H258V31H260ZM16 31H17V30H16ZM52 31L54 32L53 29H52ZM102 31H103V29H102ZM110 31H111V30H110ZM123 31H122V32H123ZM186 31H187V30H186ZM197 31H199V29H198ZM243 31H244V30H243ZM254 31H256V30H254ZM18 32H19V31H18ZM53 32H52V33H53ZM57 32H58V30H57ZM57 32H56V33H57ZM71 32H70V33H71ZM106 32H107V31H106ZM108 32H109V31H108ZM147 32H148V31H147ZM170 32H171V30H170ZM172 32H173V31H172ZM174 32H175V31H174ZM190 32H191V31H190ZM192 32L194 33V30H193ZM192 32H191V33H192ZM200 32H201V31H200ZM245 32H246V31H245ZM247 32H249V31H247ZM247 32H246V34H247ZM16 33H17V32H16ZM20 33H21V32H19V34L17 33L18 36L20 35ZM63 33H64V32H62V34H63ZM79 33H82V32H79ZM79 33H78V34H79ZM83 33H84V32H83ZM130 33H131V32H129V30L126 31V33H125V37H130ZM151 33H152V32H151ZM153 33H154V32H153ZM155 33H156V32H155ZM191 33H188V35L191 34ZM197 33H198V32H197ZM201 33H202V32H201ZM239 33H240V32H239ZM249 33H250V32H249ZM256 33H258V35L261 34L260 32H256ZM256 33H254V34H256ZM13 34H12V36H13ZM46 34H48V33H46ZM66 34H67V33H66ZM85 34H84V35H85ZM104 34H105V33H104ZM111 34H112V33L110 32V35H111ZM115 34H116V33H115ZM136 34H137V33H136ZM158 34H160V32H158ZM158 34H157V35H158ZM162 34H163V32H162ZM173 34H174V33H173ZM183 34H185V33L183 32ZM234 34H236V33H234ZM7 35H8V33L6 34V36H7ZM59 35H60V34H59ZM73 35H74V34H72V37H73ZM82 35H83V34H82ZM116 35L118 36V34H116ZM178 35H179V34H178ZM181 35H182V34H181ZM186 35H187V34H186ZM201 35H202V34H201ZM201 35H200V36H201ZM206 35H208V34H206ZM236 35H237V34H236ZM242 35L244 36V34H241V36H242ZM248 35H250V34H248ZM4 36H5V34L3 35V38H4ZM16 36H17V35H16ZM69 36H70V34H69ZM74 36H75V35H74ZM79 36H80V34H79ZM111 36H112V35H111ZM113 36H114V34H113ZM121 36H123V35L121 34ZM159 36H160V35H159ZM175 36H176V35H175ZM200 36H198V37L200 38ZM204 36H205V35H204ZM210 36H211V35H210ZM237 36H238V35H237ZM239 36H240V35H239ZM243 36H242V37H243ZM252 36H253V33H252ZM14 37H15V36H14ZM14 37H13V38H14ZM63 37H64V36H63ZM123 37H124V36H123ZM156 37H157V36H155V38H156ZM172 37H174V36L172 35ZM177 37H178V36H177ZM193 37H194V36H193ZM205 37L207 38V36H205ZM254 37H255V36H254ZM256 37H257V36H256ZM11 38H12V37H11ZM54 38H56V36H52V34H50V36H48V37L46 38V40H44V43H43V44H45V46L48 47V45H50V44L54 41ZM57 38H58V37H57ZM68 38H69V37H68ZM101 38H102V37H101ZM107 38H108V35H107ZM135 38H137V36H136ZM140 38H142V37H140ZM140 38H139V39H140ZM147 38H148V37H147ZM175 38H176V37H175ZM178 38H179V37H178ZM181 38H182V37H181ZM186 38H187V37H186ZM188 38H189V37H188ZM195 38H197V37H195ZM202 38H203V37H202ZM208 38H209V37H208ZM4 39H5V38H4ZM15 39H16V37H15ZM59 39H60V38H58V40H59ZM76 39H77V38H76ZM159 39H160V38H159ZM167 39H168V38H167ZM215 39L217 40V38H215ZM223 39H224V38H223ZM229 39H230V38H229ZM241 39H242V38H241ZM245 39H246V38H245ZM250 39H251V38H250ZM252 39H254V38H252ZM66 40L68 41V39H66ZM120 40H121V39H120ZM133 40H134V39H133ZM140 40H142V39H140ZM153 40H154V39H153ZM157 40H158V39H157ZM187 40H188V39H187ZM206 40H207V39H206ZM206 40H205V41H206ZM209 40H210V39H209ZM219 40H221V39H218V41H215V42L217 43V42H219ZM226 40H227V39H226ZM237 40H238V38H237ZM242 40H243V39H242ZM260 40H261V41H260ZM262 40H264V32H262V35H260L259 38H256V40H254V41H255L254 44H256V43L258 42L257 45H260L261 42H262ZM15 41H17V40H15ZM63 41H64V40H62V42H63ZM78 41H79V40H78ZM78 41L75 42V45L78 44ZM101 41H102V40H101ZM121 41H122V40H121ZM123 41H124V40H123ZM126 41H129V40H126ZM137 41H139V40H137ZM198 41H199V40H198ZM210 41H211V40H210ZM227 41H228V40H227ZM248 41H249V40H248ZM259 41H260V42H259ZM3 42H4V40H1L0 44L3 43ZM45 42H46V43H45ZM55 42H56V40H55ZM55 42H53V43L55 44ZM65 42H66V41H65ZM140 42H141V41H140ZM145 42H146V41H145ZM163 42H164V41H163ZM166 42H167V41H166ZM171 42H172V41H171ZM171 42H170V44H171ZM183 42H184V41H183ZM196 42H197V41H196ZM199 42H200V41H199ZM211 42H213V41H211ZM230 42H231V41H230ZM232 42H234V39H233ZM235 42H236V41H235ZM238 42H239V41H238ZM241 42H242V41H241ZM246 42H247V40H246ZM10 43H11V42H10ZM10 43H9V44H10ZM13 43H14V42H13ZM13 43H12V45H13ZM66 43H67V42H66ZM80 43H81V41H80ZM83 43H84V42H83ZM135 43L138 44V42H135ZM150 43H151V42H150ZM175 43H176V42H175ZM185 43H186V42H185ZM223 43H225V42H223ZM223 43H222V44H223ZM227 43H228V42H227ZM227 43H226V45H227ZM259 43H260V44H259ZM262 43H264V42H262ZM15 44H16V43H15ZM43 44H42V45H43ZM54 44H52V45L54 46ZM59 44H60V43H59ZM73 44H74V43H73ZM105 44H106V43H105ZM144 44H145V43H144V41H143L141 45H144ZM147 44H148V43H147ZM167 44H168V43H167ZM177 44H178V43H177ZM179 44H180V43H179ZM179 44H178V45H179ZM182 44H183V43H181L180 45H182ZM193 44H194V43H193ZM196 44H197V43H196ZM205 44H207V42H205ZM210 44H211V43H210ZM234 44H236V43H234ZM239 44H240V43H239ZM248 44H249V43H248ZM251 44H252V43H251ZM60 45H61V44H60ZM68 45H69V44H68ZM81 45H82V43H81ZM115 45H119V44H115ZM141 45L139 46L140 48L142 47ZM145 45H146V44H145ZM172 45H173V44H172ZM172 45H171V46H172ZM211 45H213V44H211ZM214 45H215V44H214ZM218 45H220V44L218 43ZM226 45L224 44L225 47H223V48H225V49H223V51L220 49L223 53L226 52V51L224 52V50L227 49V48H226ZM232 45H233V44H232ZM236 45H237V44H236ZM252 45H253V44H252ZM252 45H251V46H252ZM262 45H264V44H262ZM14 46H15V45H14ZM19 46H20V45H19ZM62 46H63V45H62ZM65 46H66V45H65ZM73 46H74V45H73ZM105 46H106V45H105ZM110 46H111V45H110ZM113 46H114V45H113ZM132 46H133V44H132ZM190 46H191V45H190ZM192 46H193V45H192ZM195 46H196V45H195ZM207 46H208V45H207ZM221 46H223V45H221ZM228 46H229V45H228ZM234 46H235V45H234ZM241 46H242V45H241ZM241 46H240V47H241ZM244 46H247V45L244 43ZM47 47L45 48V50H46V49H49V48L52 49V46H50L49 48H47ZM70 47H72V46H68V48H70ZM114 47H115V46H114ZM120 47H122V45H121ZM129 47H130V46H129ZM143 47H144V46H143ZM146 47H147V46H146ZM165 47H166V46H165ZM168 47H169V46H168ZM168 47H167V48H168ZM179 47H180V46H179ZM188 47H189V46H188ZM210 47H211V46H210ZM236 47H237V46H236ZM8 48H9V47H8ZM13 48H14V47H13ZM41 48H42V47H41ZM58 48L62 49L61 46L58 47ZM76 48H77V46H76ZM76 48H75V49H76ZM86 48H87V47H86ZM112 48H113V47H112ZM122 48L124 49V47H122ZM134 48H135V47H134ZM134 48H133V49H134ZM140 48H139L138 51H141ZM212 48H213V47H212ZM216 48H217V47H216ZM232 48H234V47H232ZM232 48H231V49H232ZM245 48H246V47H245ZM250 48H251V47H250ZM1 49H2V47L0 48V50H1ZM6 49H7V48H6ZM43 49H44V47H43L41 50H43ZM65 49H66V48H65ZM103 49H104V48H102V52H103ZM120 49H121V48H120ZM130 49H131V48H130ZM136 49H137V48H136ZM136 49H135V50H136ZM162 49H164V48H162ZM177 49H178V48H177ZM191 49H192V48H191ZM198 49H199V48H198ZM200 49H201V48H200ZM200 49H199V50H200ZM235 49H236V48H235ZM240 49H241V48H239V50H240ZM242 49H243V46H242ZM255 49H256V48H255ZM258 49H259V48H258ZM260 49H261V48H260ZM45 50H44V51H45ZM115 50H116V49H115ZM146 50H147V48H146ZM146 50H145V51H146ZM165 50H166V49H165ZM169 50H171L170 47H169ZM174 50H175V49H174ZM180 50H181V49H180ZM180 50H179V51H180ZM185 50H186V49H185ZM188 50H190V49H188ZM205 50H206V49H205ZM210 50H211V49H210ZM214 50H215V49H214ZM214 50H213V51H214ZM216 50H218V49H216ZM228 50H229V49H228ZM228 50H227V51H228ZM243 50H245V49H243ZM10 51H11L10 53H13L12 50H10ZM36 51H37V50H36ZM53 51H55V50H53ZM75 51H76V50H75ZM106 51H107V50H106ZM112 51H113V50H112ZM121 51H122V50H121ZM130 51H131V50H130ZM132 51H133V50H132ZM155 51H156V50H155ZM162 51H163V50H162ZM176 51H177V50H176ZM179 51H178V52H179ZM190 51H191V50H190ZM213 51H212V52H213ZM230 51H231V50H230ZM230 51H229V52H230ZM232 51H233V50H232ZM232 51H231V52H232ZM247 51H249V50H247ZM256 51H257V50H256ZM260 51H264V50L261 49V50H259L258 52L260 53ZM15 52H16V51H15ZM55 52H56V51H55ZM55 52H54V54H55ZM57 52H58V51H57ZM65 52H66V50H65ZM84 52H85V45H84V46H81V48L79 49V53L81 54L80 56H82ZM110 52H111V51H110ZM116 52H118V51H116ZM116 52H115V53H116ZM136 52H137V51H136ZM159 52H160V50H159ZM168 52H169V51H168ZM180 52H181V51H180ZM212 52H210V53H212ZM235 52H236V50H235ZM240 52H241V51H240ZM245 52H246V51H245ZM253 52H254V51H253ZM35 53H36V52H35ZM37 53H38V52H37ZM48 53H49V52H48ZM60 53H61V52H60ZM74 53H75V52H74ZM104 53H105V51H104ZM104 53H103V54H104ZM115 53H111V54H115ZM127 53H128V52H127ZM127 53H126V55L128 56ZM156 53H157V52H156ZM162 53H163V52H162ZM166 53H167V52H166ZM183 53H184V52H183ZM189 53H192V52H189ZM189 53H188V54H189ZM214 53H215V52H214ZM223 53H221V54H223ZM233 53H234V52H233ZM242 53H243V52H242ZM246 53H247V52H246ZM249 53H250V52H249ZM249 53H248V54H249ZM259 53H258V55H260ZM8 54H9V53H8ZM43 54H44V53H43ZM70 54H72V53H70ZM105 54H107V53H105ZM131 54H132V53H131ZM158 54H159V53H158ZM158 54H157V55H158ZM188 54H187V55H188ZM193 54H194V53H193ZM201 54H202V53H201ZM207 54H208V52H207ZM221 54H220V55H221ZM231 54H232V53H231ZM234 54H235V53H234ZM6 55H7V54H6ZM9 55H10V54H9ZM9 55H8V57L11 58V56H9ZM12 55H13V54H12ZM34 55H35V54H34ZM37 55H38V54H36V56H37ZM56 55H58V54H56ZM115 55H116V54H115ZM144 55L146 56L145 53H144ZM157 55H156V56H157ZM159 55H160V54H159ZM176 55H177V54H176ZM180 55H181V54H180ZM180 55H178V56H180ZM208 55H209V54H208ZM215 55H216V53H215ZM220 55H219V56H220ZM224 55H225V54H224ZM227 55H228V54H227ZM236 55H237V54H236ZM240 55H241V54H240ZM246 55H247V54H246ZM250 55H251V54H250ZM14 56H15V55H14ZM17 56H18V55H17ZM31 56H32V54H31ZM45 56H46V55H45ZM68 56H69V55H68ZM70 56H71V55H70ZM74 56H75V54H74ZM96 56H97V55H96ZM117 56H118V55H117ZM137 56H138V55H137ZM145 56H144V57H145ZM156 56H153V57L155 58ZM161 56H162V54L160 55V57H161ZM165 56H166V55H165ZM182 56H183V55H182ZM193 56H194V55H193ZM195 56H196V55H195ZM210 56H211V55H210ZM225 56H226V55H225ZM228 56H229V55H228ZM230 56H231V55H230ZM238 56H239V55H238ZM241 56H242V55H241ZM243 56H244V55H243ZM247 56H248V55H247ZM260 56H262V54H261ZM40 57L42 58V56H40ZM40 57H39V58H40ZM51 57H52V56H51ZM158 57H159V56H158ZM160 57H159V58H160ZM185 57H186V56H185ZM189 57H190V55H189ZM201 57H202V56H201ZM232 57H233V59L235 58L234 56H232ZM253 57H254V56H253ZM262 57H264V56H262ZM72 58H73V57H72ZM75 58H76V57H75ZM80 58H81V57H80ZM101 58H102V56H101ZM101 58H100V59H101ZM106 58H107V57H106ZM114 58H115V57H114ZM114 58H113V59H114ZM121 58H122V57H121ZM139 58H140V56L138 57V59H139ZM176 58H177V57H176ZM183 58H184V57H182V59H183ZM215 58H216V57H215ZM221 58H222V57H221ZM221 58H220V60H218V61H221ZM228 58H229V57H228ZM243 58H244V57H242V58H240V59H243ZM259 58H260V57L255 58V59L261 60V59H259ZM13 59H15V58H13ZM20 59H21V58H20ZM22 59H24V58H22ZM25 59H26V57H25ZM42 59H43V58H42ZM42 59H41V60H42ZM78 59H79V58H78ZM83 59H84V58H83ZM123 59H124V58H123ZM127 59H128V58H127ZM135 59H136V58H135ZM138 59H137V60H138ZM174 59H175V58H174ZM178 59H180V58H178ZM178 59H177V60H178ZM194 59H195V58H194ZM205 59H206V58H205ZM238 59H239V57H238ZM245 59H246V58H245ZM249 59H250V57H249ZM255 59H254V61H255ZM262 59H264V58H262ZM18 60H19V59H18ZM18 60H17V63L20 62V61H18ZM26 60H27V59H26ZM43 60H44V59H43ZM50 60H52V59H50ZM102 60H103V59H102ZM119 60H120V58H119ZM125 60H126V59H125ZM154 60H155V59H154ZM157 60H158V58H157ZM168 60H169V59H168ZM177 60H176V61H177ZM191 60H192V59H191ZM212 60H213V59H212ZM212 60H209L210 62H209V61H208V62L211 63V62H213ZM222 60H223V59H222ZM243 60H244V59H243ZM252 60H253V59H252ZM252 60H251V61H252ZM45 61H46V60H45ZM48 61H49V60H48ZM53 61H54V60H53ZM53 61H52V62H53ZM67 61H68V60H67ZM96 61H97V60H96ZM203 61H204V59H203ZM216 61H217V60H216ZM216 61H215V62H216ZM224 61H225V60H224ZM229 61H233V60L231 59V60H228V62H229ZM234 61H236V60L234 59ZM239 61H240V60H239ZM254 61H253V63L255 64ZM15 62H16V61H15ZM26 62H27V61H26ZM42 62H44V61H42ZM100 62H101V61H100ZM107 62H108V61H107ZM110 62L114 63L113 61H110ZM171 62H172V61H171ZM180 62H181V61H180ZM183 62H184V61H183ZM200 62H202V61H200ZM237 62H238V61H237ZM241 62H242V61H241ZM261 62H262V61H261ZM261 62H260V63H261ZM21 63H23V62H21ZM24 63H25V62H24ZM53 63H54V62H53ZM190 63H193V62L191 61ZM204 63H205V62H204ZM220 63H223V62H220ZM230 63H231V62H230ZM253 63H252V64H253ZM258 63H259V62H258ZM25 64H26V63H25ZM42 64H43V63H42ZM42 64H41V65H42ZM104 64H105V63H104ZM131 64H132V63H131ZM181 64H183V63L181 62ZM198 64H199V62H198ZM198 64H197V65H198ZM205 64H206V63H205ZM214 64L216 65L217 63H212V65H214ZM223 64H224V63H223ZM223 64H222V65H223ZM226 64H227V63H226ZM231 64H232V63H231ZM231 64H230V65H231ZM241 64H242V63H241ZM250 64H251V63H250ZM252 64H251V65H252ZM261 64H262V63H261ZM261 64H260V65H261ZM15 65H16V63H15ZM17 65H18V64H17ZM17 65H16V66H17ZM29 65H30V64H29ZM37 65L39 66V64H37ZM43 65H44V64H43ZM43 65H42V67H43ZM45 65H47V63H46ZM45 65H44V66H45ZM51 65H52V64H51ZM51 65H49L48 68H49ZM69 65H70V64H69ZM101 65H102V64H101ZM110 65H111V64H110ZM116 65H117V64H116ZM120 65H121V64H120ZM122 65H124V64H122ZM168 65H170V66L173 65V66H174L173 62H172V64H168ZM176 65H177V64H176ZM178 65H179V64H178ZM186 65H187V64H186ZM191 65H192V64H191ZM212 65H211V66H212ZM218 65L220 66L221 64L218 63ZM222 65H221V66H222ZM230 65H229V66H230ZM234 65H235V64H234ZM242 65H244V64H242ZM245 65H246V63H245ZM24 66H25V65H24ZM91 66H92V65H91ZM97 66H98V65H96V64L94 63V64H93V69H94V70H91V71H92V72L95 71V72L98 73V69H97V68H101L102 66H100V67H97ZM128 66H129V65H128ZM138 66H139V64H138ZM223 66H224V65H223ZM232 66H233V64H232ZM20 67H21V65H20ZM25 67H26V66H25ZM63 67H65V66H63ZM66 67H67V69H68L67 64H66ZM66 67H65V68H66ZM129 67H130V66H129ZM149 67H150V66H149ZM171 67H172V66H171ZM178 67H179V66H178ZM194 67H195V66H194ZM199 67H200V66H198L196 69L202 70V68L200 69ZM204 67H206V66H204ZM204 67H203V69H204ZM217 67H218V66H217ZM226 67H227V66H226ZM226 67H225V69H226ZM240 67H243V66H240ZM245 67H246V66H244V68H242V69H245V70H246L247 67H246V68H245ZM14 68H15V67H14ZM14 68H13L12 70H14ZM29 68H30V67H29ZM34 68H36V67H34ZM107 68H108V67H107ZM112 68H114V67L112 66ZM123 68H124V67H123ZM133 68H134V66H133ZM135 68H136V67H135ZM146 68H148V67H145V69H146ZM153 68H154V67H153ZM175 68H177V67H175ZM184 68H185V67H184ZM189 68H190V67H189ZM191 68H192V67H191ZM207 68L210 69L209 67H207ZM254 68H255V66H254ZM259 68H262V66H259ZM259 68H258V69H259ZM21 69H22V68H21ZM26 69H27V67H26ZM41 69H42V68H41ZM62 69H63V68H62ZM136 69H137V68H136ZM169 69H170V68H169ZM171 69H173V68H171ZM194 69H195V68H194ZM214 69H216V68H214ZM222 69H223V68H222ZM222 69H221V70H222ZM234 69H235V68H234ZM262 69H264V68H262ZM18 70H19V69H18ZM24 70H25V69H24ZM27 70H28V69H27ZM36 70H37V68H36ZM108 70H109V69H108ZM128 70H129V69H128ZM230 70H231V69H230ZM232 70H233V69H232ZM238 70H240V68H238ZM249 70H250V69H249ZM47 71H48V70H46V71L44 70V72H47ZM61 71H62V70H61ZM63 71H64V70H63ZM63 71H62V72H63ZM105 71H106V69H105ZM140 71H141V70H140ZM145 71H146V70H145ZM187 71H188V70H187ZM203 71H205V70H203ZM203 71H202V72H203ZM208 71H210V70H208ZM216 71H217V70H216ZM222 71H223V70H222ZM234 71H235V70H233V72H234ZM251 71H252V69H251ZM255 71H256V70H255ZM16 72H17V71H16ZM34 72H35V70H34ZM38 72H39V71H38ZM66 72H67V71H66ZM100 72H101V71H100ZM107 72H108V71H107ZM110 72H111V71H110ZM121 72H122V71H121ZM143 72H144V71H143ZM174 72H175V71H174ZM188 72H189V71H188ZM195 72H197V71H195ZM218 72H219V71H218ZM224 72H226V71L224 70ZM224 72H223V73H224ZM237 72H238V71H237ZM13 73H14V72H13ZM64 73H65V72H64ZM140 73H141V72H140ZM145 73H146V72H145ZM149 73H150V71H149ZM151 73H152V72H151ZM185 73H186V72H185ZM189 73H190V72H189ZM199 73H200V72H198V74H199ZM203 73H204V72H203ZM211 73H212V71H211ZM229 73H230V72H229ZM14 74H15V73H14ZM14 74H13V76H14ZM20 74H21V73H20ZM111 74H112V73H111ZM118 74H119V72H118ZM181 74H182V73H181ZM206 74H207V72H206ZM209 74H210V73H209ZM215 74H217V72H215ZM234 74H235V73H234ZM242 74H243V72H242ZM242 74H241V75H242ZM246 74H247V72H246ZM250 74H251V72H250ZM255 74H257V73H254V75H255ZM262 74H264V73H262ZM41 75L44 76V73H43V74L41 73ZM56 75H57V74H56ZM94 75H95V74H94ZM141 75H142V74H141ZM149 75H150V74H148V76H149ZM151 75H152V74H151ZM155 75H158V74H155ZM155 75H154V76H155ZM192 75H193V74H192ZM217 75L223 77L222 74H219V73H218ZM228 75H229V74H228ZM237 75H238V74H237ZM237 75H236V79H237ZM244 75H245V74H244ZM10 76H11V75H10ZM24 76H25V75H24ZM57 76H58V75H57ZM96 76H97V75H96ZM99 76H100V74H99ZM106 76H108V75L106 74ZM121 76H122V75H120V77H121ZM185 76H186V75H185ZM188 76H189V75H188ZM194 76H195V75H194ZM196 76L198 77V75H196ZM229 76H230V75H229ZM238 76H240V74H239ZM247 76L249 77V74H247ZM259 76H261V74H260ZM15 77H16V76H14L13 79L15 80L14 82L17 83L18 78H21V77H20V76H19V77H16V78H15ZM28 77L30 78V76H28ZM59 77H60V76H59ZM63 77H64V76H63ZM104 77H105V76H104ZM156 77H157V76H156ZM156 77H155V78H156ZM178 77H179V76H178ZM186 77H187V76H186ZM191 77H192V76H191ZM199 77H200V76H199ZM210 77H211V76H210ZM222 77H221V78H222ZM243 77H244V76H243ZM245 77H246V76H245ZM256 77H257V76H256ZM256 77H254V79H255ZM261 77H262V76H261ZM31 78H32V77H31ZM43 78H44V77H43ZM56 78H57V77H56ZM100 78H101V76H100ZM118 78H119V77H118ZM149 78H150V77H149ZM181 78H182V77H181ZM189 78H190V77H189ZM192 78H193V77H192ZM192 78H191V79H192ZM201 78L204 79V77H201ZM205 78H206V77H205ZM215 78H217V76H216ZM11 79H12V78H11ZM24 79H25V78H24ZM34 79H35V78H34ZM45 79H46V78H45ZM52 79H53V78H52ZM58 79H59V78H58ZM145 79H147V78H145ZM145 79H144V80H145ZM150 79H152V78H150ZM175 79H176V78H175ZM177 79H178V78H177ZM184 79H185V77H184ZM193 79H195V78H193ZM198 79H199V78H198ZM208 79H209V78H208ZM213 79H214V78H213ZM218 79H219V78H218ZM231 79H232V78H231ZM231 79H230V80H231ZM233 79H234V78H233ZM236 79L233 80V81H231V83L234 82V81L236 82ZM239 79H241V78H239ZM247 79H248V78L246 77V80H247ZM31 80H32V79H31ZM56 80H57V79H56ZM115 80H116V79H115ZM117 80H118V79H117ZM166 80H167V79H166ZM180 80H182V79H180ZM185 80H186V79H185ZM185 80H184V81H185ZM187 80L190 81V79H187ZM206 80H207V79H206ZM216 80H217V79H216ZM230 80H229V78H228V81H230ZM243 80H244V79H243ZM252 80H253V78H252ZM34 81H35V80H34ZM37 81H38V80H37ZM42 81H43V80H42ZM134 81H135V80H134ZM164 81H165V80H164ZM211 81H212V80H211ZM221 81H222V79H221ZM221 81H220V82H221ZM226 81H227V79H226ZM253 81H254V80H253ZM256 81H257V80H256ZM256 81H254V82L256 83ZM8 82H9V81H8ZM10 82H11V80H10ZM10 82H9V83H10ZM18 82H19V81H18ZM35 82H36V81H35ZM57 82H58V80H57ZM64 82H65V81H64ZM146 82H147V81H146ZM148 82H149V81H148ZM170 82H171V81H169L168 84H170ZM173 82H174V81H173ZM179 82H180V81H179ZM196 82H197V81H196ZM196 82H194V83H196ZM214 82H216V81H214ZM218 82H219V81H218ZM222 82H223V81H222ZM239 82H241V81H239ZM260 82H262V80H261ZM12 83H13V82H12ZM47 83H48V82H47ZM105 83H106V82H104V84H105ZM115 83H116V82H115ZM171 83H172V82H171ZM177 83H178V82H177ZM185 83H187V81H186ZM188 83H189V82H188ZM191 83H192V81H191ZM198 83H199V82H198ZM227 83H228V82H227ZM227 83H226V84H227ZM229 83H230V82H229ZM244 83H246V82H244ZM248 83H249V82H248ZM252 83H253V82H252ZM258 83H259V82H258ZM48 84H49V83H48ZM52 84H54V81L52 82ZM101 84H102V82H101ZM111 84H114V83L111 82ZM132 84H134V83H132ZM144 84H145V83H144ZM168 84H165V85L167 86ZM175 84H176V83H175ZM223 84H224V83H223ZM233 84H234V83H233ZM237 84H238V82H237ZM242 84H243V82H242ZM246 84H247V83H246ZM246 84H245V86L248 87ZM259 84H260V83H259ZM259 84H257V85H259ZM12 85H13V84H12ZM14 85H15V84H14ZM34 85H35V84H34ZM39 85H40V84H39ZM106 85H108V83H107ZM114 85H115V84H114ZM119 85H120V84H119ZM188 85H189V84H188ZM224 85H225V84H224ZM235 85H236V83H235ZM249 85H250V84H249ZM262 85H264V84H262ZM15 86H16V85H15ZM17 86L19 87V85H17ZM50 86H51V84H50ZM104 86H105V85H104ZM111 86H113V85H111ZM134 86H139V85H134ZM148 86H150V85L148 84ZM163 86H164V85H163ZM189 86H190V85H189ZM198 86H199V85H198ZM201 86H202V85H201ZM204 86H205V85H204ZM211 86H212V85H211ZM231 86H232V85H231ZM255 86H256V85H255ZM260 86H261V85H260ZM8 87H9V86H8ZM8 87H7V88H8ZM18 87H17V88H18ZM22 87H24V86H22ZM36 87H37V86H36ZM36 87H35V88H36ZM115 87H116V86H115ZM164 87H165V86H164ZM183 87H184V86H183ZM183 87H182V88H183ZM186 87H187V86H186ZM202 87H203V86H202ZM213 87H214V86H213ZM229 87H230V86H229ZM232 87H233V86H232ZM237 87H238V86H237ZM237 87H236V89H237ZM246 87H245V88H246ZM252 87H253V86H252ZM256 87H257V86H256ZM11 88H13V87H11ZM51 88H52V87H51ZM108 88H109V86H108ZM120 88H121V86H120ZM135 88H136V87H135ZM138 88H139V87H138ZM199 88L202 89L201 87H199ZM214 88H215V87H214ZM218 88H220V87H218ZM234 88H235V87H234ZM257 88H258V87H257ZM257 88H256V89H257ZM9 89H10V88H9ZM39 89H40V88H39ZM39 89L37 88V90H39ZM48 89H49V88H48ZM109 89H110V88H109ZM109 89H108V90H109ZM118 89H119V88H118ZM183 89H184V88H183ZM197 89H198V88H197ZM204 89H205V88H204ZM204 89H203V90H204ZM206 89H207V88H206ZM206 89H205V90H206ZM212 89H213V88H212ZM222 89H223V88H222ZM224 89H225V88H224ZM228 89H229V88H228ZM240 89H241V88H240ZM253 89H254V88H253ZM253 89H252L251 91H254ZM11 90H12V89H11ZM27 90H28V86H26V87H24V88L18 90L16 93L13 91L14 93H11V96H10V97L8 96L6 99H4L3 97H0V108H1V107H6L7 105L11 104V103L14 102V101H20L19 103H21L22 101L25 102L26 99L30 96V95L28 94L29 91L27 92ZM108 90H107V91H108ZM112 90H115V89H114V86H113ZM156 90H157V89H156ZM166 90H167V88H166ZM181 90H182V89H180V90H178V91H181ZM186 90L188 91V89H186ZM186 90H183V91H186ZM189 90H190V89H189ZM194 90H195V89H194ZM203 90H202V91H203ZM210 90H211V89H210ZM216 90H217V89H216ZM216 90H215V91H216ZM257 90H258V89H257ZM6 91H7V90H6ZM43 91H44V90H43ZM119 91H120V89H119ZM139 91H140V90H139ZM139 91H137V92H139ZM159 91L161 92V90H159ZM163 91H165V90H163V88H162V92H163ZM178 91H177V92H178ZM191 91H192V89H191ZM198 91H199V90H198ZM202 91H201V92H202ZM226 91H228V90H226ZM234 91H235V90H234ZM234 91H233V92H234ZM239 91H240V90H239ZM244 91H245V89H244ZM244 91H243V92H244ZM246 91H247V90H246ZM248 91H250V90L248 89ZM251 91H250V92H251ZM261 91H262V90H261ZM9 92H10V91H9ZM11 92H12V91H11ZM32 92H33V90H32ZM32 92H30V93H32ZM34 92H35V91H34ZM47 92H48V91H47ZM47 92H46V93H47ZM149 92H150V91H149ZM160 92H159V93H160ZM219 92H221V90H220ZM231 92H232V91H231ZM233 92H232V94H233ZM240 92H241V91H240ZM240 92H238V90H237L236 93H234V94H238V93H240ZM116 93H118L117 90H116L115 94H116ZM150 93H152V92H150ZM155 93H156V92H155ZM175 93H176V92H175ZM179 93H180V92H179ZM188 93H189V92H188ZM192 93L194 94L195 91L192 92ZM206 93H207V92H206ZM208 93H212V92H209V91H208ZM214 93L217 94L218 91H217V92H214ZM247 93H249V92H247ZM247 93H245V94H247ZM252 93H253V92H252ZM259 93H262V92H259ZM35 94H37V92H35ZM44 94H45V93H44ZM110 94H112V92H111ZM160 94H161V93H160ZM181 94H183V93L181 92ZM185 94H187V93L184 92V95H185ZM198 94H199V93H198ZM201 94H202V93H201ZM241 94L243 95L242 92H241ZM33 95H34V94H33ZM112 95H113V94H112ZM121 95H122V94H121ZM156 95H157V94H156ZM163 95H164V93H163ZM179 95H180V94H179ZM196 95H197V94H196ZM196 95H194V96H196ZM206 95H207V94H206ZM221 95H222V94H220V96H221ZM227 95H228V93H227ZM229 95H230V94H229ZM255 95H256V94H255ZM52 96H53V95H52ZM124 96H126V95H124ZM124 96H123V97H124ZM148 96H149V95H148ZM153 96H154V95H152V97H153ZM174 96H175V95H174ZM177 96H178V95H177ZM189 96H190V95H189ZM204 96H205V95H204ZM204 96H203V97H204ZM210 96H211V95H210ZM216 96H218V95H216ZM224 96H225V94H224ZM232 96H233V95H232ZM232 96H231V97H232ZM246 96H247V95H246ZM246 96H245V98H246ZM253 96H254V94H253ZM259 96L261 97V95H259ZM48 97H49V99H50L49 94H48ZM48 97H47V98H48ZM101 97H102V96H101ZM158 97H159V96H158ZM172 97H173V95H172ZM175 97H176V96H175ZM184 97H185V96H184ZM184 97H183V98H184ZM190 97H191V96H190ZM192 97H193V96H192ZM192 97H191V98H192ZM199 97H201L200 94H199ZM212 97L214 98L215 96H213V94H212ZM221 97H222V96H221ZM231 97H230V98H231ZM234 97H235V96H233V98H234ZM237 97H238V96L236 95V99L238 100L239 97H238V98H237ZM250 97H252V95L249 96V98H250ZM256 97H257V96H256ZM262 97H264V96H262ZM30 98H31V97H30ZM30 98H29V100H30ZM104 98L107 99L106 96H104ZM108 98H109V96H108ZM110 98H111V97H110ZM112 98H113V96H112ZM119 98H120V97H119ZM119 98H118V99H119ZM124 98H125V97H124ZM176 98L178 99L179 96L176 97ZM176 98H175V99H176ZM180 98H181V96H180ZM183 98H182V99H183ZM194 98H195V97H194ZM196 98H197V97H196ZM245 98L243 97L242 99L245 100ZM249 98H246V99H249ZM257 98H258V97H257ZM257 98H255V99H257ZM51 99H52V98H51ZM144 99H145V98H144ZM170 99H171V97H170ZM185 99H187V98H185ZM197 99H198V98H197ZM214 99H217V98H214ZM214 99H213V100H214ZM242 99H240V100L242 101ZM258 99H259V98H258ZM94 100H96V99H94ZM94 100H93V101H94ZM125 100H126V99H125ZM131 100L133 101V99H131ZM131 100H130V101H131ZM142 100H143V99H142ZM152 100H153V99H152ZM155 100H157V98H154V101H155ZM183 100H184V99H183ZM194 100H196V99H194ZM209 100L211 101L210 97H209L208 101H209ZM213 100H212V101H213ZM218 100H219V99H218ZM224 100L226 101V98H225ZM229 100H230V99H229ZM233 100H234V99H233ZM250 100H251V99H250ZM53 101H54V100H53ZM93 101H92V102H93ZM120 101H121V100H120ZM130 101L128 100V102H130ZM166 101H168V99H167ZM172 101H174V100H172ZM178 101H179V99H178ZM185 101H187V100H185ZM185 101H184V102H185ZM196 101H197V100H196ZM196 101H195V102H196ZM205 101H206V100H205ZM219 101H220V100H219ZM241 101H240V102H241ZM247 101H248V100H247ZM50 102H51V101H50ZM83 102H85V101H83ZM86 102H87V101H86ZM96 102H97V101H96ZM118 102H119V101H118ZM122 102H123V101H122ZM169 102H170V100H169ZM189 102H190V101H189ZM189 102H188V103H189ZM220 102L222 103L223 100H221ZM226 102H227V101H226ZM252 102H254V101H252ZM257 102L259 103V101H257ZM262 102H264V101H262V99H261V104H262ZM14 103H15V102H14ZM81 103H82V102H81ZM98 103H100V102H98ZM120 103H121V102H120ZM126 103H127V102H126ZM148 103H149V102H148ZM174 103H175V101H174ZM178 103H179V102H178ZM188 103H187V104H188ZM224 103H225V102H224ZM227 103H229V105H230V102H227ZM227 103H226V104H227ZM241 103H242V102H241ZM246 103H247V102H245V104H246ZM255 103H256V102H255ZM47 104H48V100H46V99L41 100V99H40L38 103H36V104H32V106H29V107L27 108V110H28L29 113L27 112V110H26V112H27L28 114H30V112H37V113H41V114H43V111L46 109ZM66 104H68V103H66ZM94 104H95V103H94ZM105 104H106V103H105ZM140 104H141V103H140ZM145 104H146V103H145ZM175 104H177V103H175ZM211 104H214V103H211ZM211 104H210V105H211ZM226 104H225V105H226ZM235 104H238V103L235 102ZM248 104H249V102H248ZM250 104H251V103H250ZM250 104H249V105H250ZM84 105H86V104H84ZM84 105H83V106H84ZM115 105L117 106V104H115ZM115 105H114V106H115ZM118 105L122 107V105H120V104H118ZM154 105H155V104H153L152 106L154 107ZM178 105H179V104H178ZM178 105H177V106H178ZM188 105H189V104H188ZM193 105L195 106V104H193ZM197 105H198V107H199V104H197ZM197 105H196V106H197ZM214 105H215V104H214ZM218 105H221V104H218ZM222 105H223V104H222ZM222 105H221V106H222ZM227 105H228V104H227ZM242 105H243V104H242ZM256 105H257V103L255 104V108H256ZM64 106H65V105H64ZM83 106H82V108H83ZM114 106H113V107H114ZM116 106H115V107H116ZM127 106H128V105H127ZM127 106H126V107H127ZM150 106H151V105H150ZM173 106H174V105H173ZM173 106H172V108H173ZM175 106H176V105H175ZM181 106H182V105H181ZM181 106H180V108H181ZM194 106H193V107H194ZM208 106H209V105H208ZM211 106H212V105H211ZM211 106H210V109L212 108ZM234 106L236 107V105H234ZM251 106H252V105H251ZM117 107H118V106H117ZM121 107H120V108H121ZM126 107H125V104H124V108H126ZM147 107H149V106L147 105L146 108H147ZM153 107H152V108H153ZM167 107H168V106H167ZM188 107H190V106H188ZM198 107H197V108H198ZM222 107H223V106H222ZM222 107H221V108H222ZM231 107H232V106H231ZM239 107H240V106H239ZM252 107H253V106H252ZM259 107H260V106H259ZM259 107H258V108H259ZM261 107H262L261 110L264 109V106H261ZM29 108H30V109H29ZM34 108H35V109H34ZM49 108H50V107H49ZM139 108H140V107H139ZM144 108H145V107H144ZM168 108H169V107H168ZM174 108L178 109L177 107H174ZM182 108H184V104H183ZM185 108H186V107H185ZM191 108H192V107H190V109H188V110L191 111ZM195 108H196V107H195ZM208 108H209V107H208ZM215 108H218V107H215ZM215 108H214V109H215ZM221 108H220V109H221ZM226 108H227V107H226ZM241 108H243V106H242ZM241 108H240V109H241ZM244 108H245V106H244ZM244 108H243V110H245ZM250 108H251V107H250ZM1 109H2V108H1ZM74 109H76V108H74ZM78 109H80V107H79ZM78 109H77V110H78ZM112 109H113V108H112ZM118 109H119V108H118ZM126 109H129V108H126ZM153 109H154V108H153ZM192 109H193V108H192ZM198 109H200V108H198ZM212 109H213V108H212ZM227 109H228V108H227ZM246 109H247V108H246ZM253 109H254V107H253ZM259 109H260V108H259ZM46 110H47V109H46ZM116 110H117V108H116ZM133 110H134V109H133ZM136 110H137V109H136ZM136 110H135V111H136ZM146 110H147V109H146ZM146 110H145V113H146ZM148 110H149V109H148ZM148 110H147V111H148ZM150 110H152V109H150ZM161 110H163V109L161 108ZM167 110L169 111V109H166V111H167ZM170 110H171V109H170ZM186 110H187V109H186ZM218 110H219V109H218ZM222 110H223V109H222ZM229 110H230V108H229ZM231 110H233V109H231ZM237 110H238V108H237ZM248 110H249V109H248ZM251 110H252V109H251ZM254 110H256V109H254ZM113 111H114V110H113ZM122 111L124 112L123 108H122ZM122 111H120V112H122ZM128 111H129V110H128ZM135 111H134V113H135ZM157 111H158V110H157ZM174 111H175V110H174ZM184 111H185V109H184ZM184 111H183V110H179V113H178L177 115H178V116L181 115V114H182L181 112H184ZM195 111H197V110H195ZM195 111H193V112H195ZM200 111H202V110H200ZM203 111H204V109H203ZM220 111H221V110H220ZM227 111H228V110H227ZM234 111L236 112V110H234ZM245 111H247V110H245ZM245 111H244V112H245ZM26 112H25V113H26ZM44 112H45V111H44ZM105 112H106V111H105ZM117 112H119V111H117ZM117 112H116V113H117ZM140 112H141V111H140ZM140 112H139V114H140ZM154 112H155V113H158V112H156L155 110H154ZM161 112H162V111H161ZM175 112H177V111H175ZM187 112H188V111H187ZM187 112L185 111V113H187ZM191 112H192V111H191ZM193 112H192V113H193ZM204 112H205V111H204ZM213 112H214V111H213ZM215 112H216V111H215ZM248 112H250V111H247V113H248ZM257 112H258V109H257L256 113H257ZM262 112H264V110H262ZM27 113H26V114H27ZM103 113H104V112H103ZM107 113H109V112H107ZM116 113H115V114L112 113V114L116 115ZM137 113H138V112H137ZM150 113H151V111H150ZM150 113H149V115H150ZM163 113H164V112H163ZM165 113H167V112H165ZM170 113H172V112H170ZM180 113H181V114H180ZM189 113H190V112H188L187 117H188ZM198 113H199V110H198ZM198 113H197V114H198ZM207 113H208V112H207ZM210 113H211V112H210ZM228 113L231 114L232 112H227L226 114H228ZM239 113H240V112H238V115H237V112H236L237 117L239 116ZM241 113H242V111H241ZM259 113H260L261 115H264V113H261L260 111H259ZM26 114H25V115H26ZM31 114H32V113H31ZM160 114H162V113H160ZM160 114H159V116H160ZM195 114H196V112H195ZM195 114H194V115H195ZM199 114H200V113H199ZM224 114H225V113H224ZM230 114H229V116H230ZM249 114H250V113H249ZM253 114L255 115V113H253ZM253 114H251V115H253ZM260 114H259V115H260ZM32 115H33V114H32ZM117 115H119V113H118ZM121 115H122V114H121ZM125 115H126V117H127L128 114H124L122 117H124ZM129 115H131V114H129ZM129 115H128V116H129ZM155 115H156V114H155ZM155 115H154V116H155ZM184 115H185V114H184ZM184 115H182V116H184ZM214 115H215V114H214ZM220 115H222V113H220ZM234 115H235V113H234ZM236 115H235V116H236ZM245 115H248V114H246V112H245ZM245 115H244V114H243V116L241 115V118L244 117ZM33 116H34V115H33ZM102 116H103V115H102ZM107 116H109V115H107ZM133 116H134V114L132 115V118H133ZM143 116H144V114H143ZM143 116H141V121H142L143 118H144ZM146 116H147V115H146ZM151 116H152V114H151ZM151 116H150V117H151ZM159 116H158V117H159ZM162 116H164V114H163ZM167 116H169V115H167ZM199 116L201 117V115H199ZM203 116H204V115H203ZM224 116H225V115H224ZM229 116H228V118H229ZM235 116H233V117H235ZM257 116H258V114H257ZM17 117H18V116H17ZM26 117H27V115H26ZM41 117H43V116L41 115ZM95 117H96V116H95ZM109 117H110V116H109ZM114 117H115V116H114ZM122 117H119V118H122ZM130 117H131V116H130ZM134 117L136 118V116H134ZM142 117H143V118H142ZM156 117H157V116H156ZM180 117H181V116H180ZM187 117H186V118H187ZM193 117H194V116H192V118H193ZM195 117H196V116H195ZM212 117H214V116H212ZM231 117H232V116H231ZM237 117H236V118H237ZM247 117H248V116H246L244 119H247V120H248ZM249 117H250V116H249ZM255 117H256V116H255ZM259 117H260V116H259ZM261 117H262V118H261ZM261 117H260L261 121L259 120L258 117H257V118H258L257 120H259L260 123L262 122V124H264V121H262V119H264V116H261ZM6 118H8V117H6ZM6 118H5V120H6ZM27 118H28V117H27ZM30 118H32V117L30 116ZM34 118H35V116H34ZM36 118H37V116H36ZM39 118H40V117H39ZM39 118H38V119H39ZM83 118H84V117H83ZM83 118H82V119H83ZM102 118H103V117H102ZM102 118H100V119L102 120ZM106 118H107V117L105 116V117H104V120H105ZM110 118H111V117H110ZM116 118H117V117H116ZM135 118H134V119H135ZM139 118H140V117H139ZM154 118H155V117H154ZM154 118H152V121H153ZM160 118H161V117H160ZM160 118H159V119H160ZM168 118H169V117H168ZM178 118H179V117H178ZM181 118H184V117H181ZM197 118H198V117H197ZM206 118H208V116H207ZM209 118H211V117H209ZM220 118H224V117H223V116H222V117L220 116ZM241 118H240V119H241ZM10 119H11V118H10ZM10 119H7V120H10ZM13 119H14V118H13ZM13 119H12V120H13ZM28 119H29V118H28ZM28 119H27V121H28ZM32 119H33V118H32ZM108 119H109V118H108ZM108 119H106V120H108ZM129 119H130V118H129ZM145 119H146V118H145ZM149 119H150V118H148V120H149ZM163 119L166 121V118H165V117H163L162 120H163ZM175 119H177V118L175 117ZM187 119H188V118H187ZM190 119H191V118H190ZM193 119H194V118H193ZM229 119H230V118H229ZM229 119H227V120H229ZM231 119H232V118H231ZM231 119H230V120H231ZM240 119H235L236 123H239V122H237V121L240 120ZM242 119H243V118H242ZM250 119L253 120V117L250 118ZM250 119H249V120H250ZM1 120H2V119H1ZM5 120H4V121H5ZM35 120H36V119H35ZM39 120H40V119H39ZM39 120H38V121H39ZM53 120H55V119H53ZM83 120H84V119H83ZM109 120H110V119H109ZM109 120L106 121V122L108 123ZM111 120H112V119H111ZM135 120H136V122H137V121H138V117H137ZM150 120H151V119H150ZM196 120H197V119H196ZM198 120H201V118H199ZM206 120H207V119H205V122H206ZM209 120H210V119H209ZM221 120H222V119H221ZM224 120H226V119H224ZM230 120H229V121H230ZM232 120H233V122H234V119H232ZM254 120H255V119H254ZM36 121H37V120H36ZM46 121H47V120H46ZM48 121H49V120H48ZM48 121H47V122H48ZM79 121H80V120H79ZM99 121H100V120H99ZM120 121H121V120H120ZM120 121H119V122H120ZM139 121H140V120H139ZM160 121H161V119H160ZM174 121H178V120H173V124H174ZM179 121H180V118H179ZM190 121H191V120H190ZM203 121H204V119H203ZM203 121L201 120V122H203ZM244 121L246 122V120H244ZM244 121H242V122L244 123ZM0 122H1V121H0ZM8 122H10V121H8ZM8 122H7V124H8ZM11 122H12V121H11ZM23 122H25V121H23ZM29 122H30V120H29ZM51 122H52V121H51ZM56 122H57V121H56ZM84 122H85V121H84ZM106 122H105V123H106ZM114 122H115V121H114ZM119 122L117 121L118 124H119ZM122 122H123V121H122ZM156 122H157V120H156ZM162 122H163V121H162ZM162 122H161V123H162ZM180 122H181V125L178 124V125H180V126H177L178 128H177L176 126L173 125L175 128H177V129H174V130H175V134H176V136L173 137V140H171V138H168V140H167V142H166L167 144L170 145V148H173L172 150H169L168 148H167V149H168L170 152L172 151L171 154H173V155H170V157L172 156V157L174 158V160H175V157H174V156L179 155V153H180V151H181V145H185V144H182L180 141H182L181 137H182L183 135H184V137H185V133L187 132V128H186V125H187V124L185 123V122H186L185 119H181ZM205 122H203L204 126H205ZM207 122H208V121H207ZM207 122H206V123H207ZM224 122H225V121H224ZM231 122H232V121H230V124H231ZM233 122H232V124H233ZM242 122H241V123H242ZM249 122H252V121L250 120V121H248V123H249ZM259 122L257 121V124H258ZM4 123H5V122H4ZM12 123H15V122H12ZM21 123H22V122H21ZM26 123H27V122H26ZM44 123H45V122H44ZM80 123H81V122H80ZM99 123H100V122H99ZM102 123H104L103 120H102ZM105 123H104V124H105ZM137 123H139V122H137ZM140 123H142V122H140ZM145 123H146V122H145ZM148 123L150 124V122H148ZM163 123H164V122H163ZM167 123H168V125L170 124L169 122H167ZM177 123H179V122H177ZM199 123H200V121H199ZM215 123H217V122H215ZM253 123H254V122H253ZM253 123H252V124H253ZM260 123H259V124H260ZM5 124H6V123H5ZM15 124H16V123H15ZM28 124H29V123H28ZM30 124H31V123H30ZM30 124H29V125H30ZM49 124H50V122H49ZM52 124H53V123H52ZM56 124H57V123H56ZM56 124H54V125L56 126ZM58 124H59V123H58ZM58 124H57V125H58ZM82 124H83V122H82ZM82 124H81V125H82ZM121 124H122V123H121ZM121 124H120V126H122ZM146 124H147V123H146ZM156 124L158 125V123H156ZM159 124H160V123H159ZM184 124H185V126H183ZM201 124H202V123H201ZM201 124H200V125H201ZM203 124H202V126H203ZM208 124H209V123H208ZM208 124H206V125H207V126H205L206 128L208 127ZM211 124H213V123L210 121V126H209L208 128H213V127L211 126ZM221 124H222V123H220V124L217 123V124H214V125H218V126H219V125H221ZM228 124H229V123H227L226 125H228ZM230 124L228 125V126L230 127L229 129H231ZM234 124H235V122H234ZM259 124H258V125H259ZM1 125H3V124L1 123ZM13 125H14V124H13ZM20 125H22V124H20ZM29 125H28V126H29ZM54 125H53V126H54ZM81 125H80V126H81ZM105 125H106V124H105ZM116 125H117V124H115V126H116ZM133 125H134V124H133ZM154 125H155V123H154ZM166 125H167V124H166ZM170 125H171V124H170ZM190 125H192V124H190ZM190 125H189V126H190ZM253 125H254V127H255V124H253ZM9 126H10V125H9ZM16 126H17V128H20V126L18 125V123H17ZM18 126H19V127H18ZM22 126H24V125H22ZM25 126H26V125H25ZM32 126H33V125L31 124V128H32ZM35 126H36V124H35ZM55 126H54V127H55ZM80 126H79V127H80ZM101 126H102V125H101ZM103 126H104V125H103ZM117 126H118V125H117ZM136 126H137V125H136ZM136 126H134V127L136 128ZM143 126H144V125H143ZM173 126H172V128H173ZM187 126H188V125H187ZM194 126H196V125H194ZM218 126H217V128L222 127V126H219V127H218ZM223 126H224V125H223ZM237 126H238V125H237ZM242 126H243V125H242ZM256 126H257V125H256ZM261 126H262V125H261ZM37 127H38V126H37ZM56 127H58V126H56ZM56 127H55V128H56ZM62 127H63V125H62ZM71 127H74V126H71ZM71 127H70V128H71ZM75 127H77V126H75ZM75 127H74V128H75ZM132 127H133V126H132ZM134 127H133V128H134ZM151 127H152V124H151ZM151 127H150V129H148V130H151V129H152ZM153 127H154V126H153ZM158 127H160V128L162 129L161 126L158 125L157 128H158ZM163 127L165 128L166 126H163ZM167 127H168V126H167ZM184 127L186 128V130L184 129ZM191 127H192V126H191ZM191 127H190V128H191ZM197 127H198V126H196V128H194V130L196 129V130H195V134H196L197 131H198V130H197V129H198ZM205 127H204V129H205ZM224 127H225V126H224ZM224 127H222V128H224ZM254 127H253V128H254ZM257 127H258V126H257ZM14 128H15V127H14ZM21 128H22V127H21ZM31 128H30V129H31ZM44 128H45V127H44ZM70 128H69L68 130H70ZM80 128H82V127H80ZM80 128H77V129H80ZM83 128H84V127H83ZM119 128H120V127H119ZM121 128H122V127H121ZM141 128H142V127H141ZM141 128H140V131L142 130ZM164 128H163V129H164ZM170 128H171V127H170ZM233 128H234V127H233ZM238 128H239V126H238ZM240 128H241V127H240ZM245 128H246V127H245ZM250 128H251V127H250ZM259 128H260V126H259ZM262 128H264V127H261V129H262ZM11 129H12V128H11ZM24 129H25V127H24ZM26 129H27V128H26ZM26 129H25L24 132H26V131H30V129H29V130H26ZM56 129H57V128H56ZM59 129H60V128H59ZM64 129L66 130V128H64ZM96 129H97V128H96ZM98 129L100 130V128H98ZM101 129H102V127H101ZM123 129H124V127H123ZM136 129H137V128H136ZM138 129H139V128H138ZM143 129H144V128H143ZM155 129H156V128H154V132L156 133V131H158V130H155ZM168 129H169V128H168ZM199 129H200V128H199ZM204 129H203V130H204ZM224 129H225V128H224ZM242 129H243V127H242ZM242 129H241V130H242ZM246 129H248V128H246ZM12 130H14V129H12ZM20 130H22V129H20ZM31 130H32V129H31ZM36 130H37V129H36V127H35L34 130L31 131V132H34V133H35ZM44 130H46V128H45ZM118 130H121V129H118ZM144 130H145V129H144ZM170 130H171V129H170ZM194 130H193V131H194ZM200 130H201V129H200ZM200 130H199V131H200ZM206 130H207V129H206ZM213 130H218V129H215V128H214ZM213 130H210V131H213ZM220 130H221V129H220ZM225 130L227 131V130H228V127H227V129H225ZM235 130L237 131V129H235ZM241 130L239 129L240 132H241ZM251 130H252V129H251ZM258 130H259V129H258ZM258 130H256V131H258ZM14 131H15V130H14ZM16 131H17V130H16ZM38 131H39V130H38ZM38 131H37V133H38ZM41 131H42V130H40L39 132H41ZM63 131H64V130H63ZM74 131H75V130H74ZM85 131L87 132V130H85ZM95 131H96V130H95ZM112 131H113V129L110 130V133H111V134H112L113 132H116L117 130H116V131H113V132H112ZM123 131H124V130H123ZM165 131H166V129H165ZM167 131H168V130H167ZM190 131H191V129H190ZM193 131H192V133H193ZM226 131H225V132H226ZM244 131L246 132V130H244ZM254 131H255V129H254ZM259 131H260V130H259ZM259 131H258V132H259ZM66 132H67V130H66ZM71 132H72V131H71ZM75 132H76V131H75ZM83 132H84V131H83ZM83 132H81V133L78 132V133H80L81 135H82V134L87 135L86 132H85V133H83ZM89 132H90V131H89ZM89 132H88V135L93 134L92 132H90V133H89ZM119 132H120V131H119ZM125 132H126V131H125ZM135 132H136V130H135ZM135 132H134V133H135ZM137 132H138V131H137ZM152 132H153V131H152ZM154 132H153V133H154ZM160 132H161V130L159 131V133H160ZM169 132H171V131H169ZM173 132H174V131H172V135H174ZM202 132H204V134H205V131H202ZM202 132H201V133H202ZM220 132H221V131H220ZM220 132H217V133L220 134ZM233 132L236 134L235 131H233ZM233 132H232V134H233ZM261 132H264V131H261ZM21 133H22V131H21ZM110 133H109V134H110ZM116 133H117V132H116ZM120 133H121V132H120ZM167 133H168V132H167ZM198 133H199V132H198ZM201 133H200V134H201ZM207 133H208V131H207ZM214 133H216V132H214ZM217 133H216V134H217ZM227 133H228V131H227ZM227 133H225V134H226L225 136L228 135ZM229 133H231V132H229ZM242 133H243V132H242ZM249 133H250V132H249ZM259 133H260V132H259ZM74 134H75V133H74ZM76 134H77V133H76ZM109 134H108V136H109ZM111 134H110L111 137H109L110 139L113 138V136L116 137L115 135L112 136ZM113 134H114V133H113ZM121 134H122V133H121ZM151 134H152V133H151ZM160 134H161V133H160ZM187 134H188V132H187ZM204 134L202 133L201 135L203 136ZM219 134H217L216 136H218ZM232 134H230V135H232ZM237 134H238V132H237ZM240 134H241V133H239V135H238L239 137H238V138H240ZM250 134H251V133H250ZM250 134H249V135H250ZM255 134H256V133H255ZM262 134H264V133H262ZM33 135H34V134H33ZM78 135H79V134H78ZM81 135H80V136H81ZM119 135H120V134H118V137H120ZM123 135H124V134H123ZM123 135H122V136H123ZM134 135H135V134H134ZM138 135H139V133H138ZM140 135H141V133H140ZM152 135H153V134H152ZM152 135H150V137H151ZM156 135H159V134H156ZM164 135H166V134H164ZM170 135H171V134H170ZM172 135H171V136H172ZM198 135H199V134H198ZM230 135H229V136H230ZM241 135H242V134H241ZM245 135H248V134H245ZM257 135H258V133L256 134V136H257ZM31 136H32V135H31ZM34 136H36V134H35ZM76 136H77V135H76ZM91 136H92V135H91ZM132 136H133V135H132ZM141 136H142V135H141ZM161 136H163V135L161 134ZM186 136H187V135H186ZM192 136H193V135H191L190 137H192ZM195 136H196V135H195ZM195 136H193V138H194ZM208 136H209V135H208ZM208 136L206 135V136H203V137H205V138H206L205 140H207V139H208ZM222 136H223V132H222ZM222 136H221V137H222ZM250 136H251V135H250ZM85 137H86V136H85ZM85 137H84V138H85ZM135 137H136V138H135ZM135 137H134L133 139H137L138 136L135 135ZM157 137H158V136H157ZM159 137H160V135H159ZM163 137L165 138V136H163ZM167 137H168V135H167ZM167 137H166V138H167ZM190 137H188V138L185 137V138H183V140H184V139H189ZM196 137H197V136H196ZM198 137H199V136H198ZM200 137H201V136H200ZM209 137H210V136H209ZM213 137H214V136H213ZM243 137H244V136H243ZM245 137H246V136H245ZM245 137H244L243 139L246 140V138H247L248 136H247L246 138H245ZM29 138L31 139V137H29ZM77 138H78V136H77ZM140 138H142V137H140ZM140 138H139V139H140ZM155 138H156V136H155ZM160 138H161V137H160ZM201 138H202V137H201ZM210 138H211V137H210ZM216 138H217V137H216ZM223 138H224V136H223ZM232 138H233V137H232ZM234 138H237V136L234 137ZM234 138H233V139H234ZM252 138H253V137H252ZM257 138H258V137H257ZM34 139H35V138H34ZM110 139H109V141H110ZM131 139H132V137H131ZM139 139H137V140H139ZM153 139H154V136H153ZM153 139H152V140H153ZM162 139H163V138H162ZM169 139H170L171 141H169ZM203 139H204V138H203ZM203 139H202V140H203ZM212 139H213V138H211V141H212ZM229 139H230V138H229ZM229 139H228V140H229ZM260 139H261V141H260L261 143L264 142V141H262V138H261V137H260ZM260 139H259V140H260ZM32 140H33V137H32ZM78 140H79V139H78ZM81 140H82V139H81ZM83 140H84V139H83ZM146 140H147V139H146ZM158 140H159V139H158ZM158 140H157V141H158ZM196 140L198 141L197 138H196ZM200 140H201V139H200ZM202 140H201V142H203ZM247 140H248V139H247ZM250 140H251V139H250ZM250 140H249V141H250ZM23 141H24V140H23ZM27 141H28V140H27ZM27 141H26V142H27ZM30 141H31V140H30ZM76 141H77V140H76ZM105 141H106V140H105ZM132 141H134V140H131V143H132ZM141 141H142V140H141ZM148 141H149V139H148ZM154 141H155V140H153V142H154ZM165 141H166V140H165ZM165 141H163V142H165ZM211 141H210V142H211ZM213 141H215V142L212 144V146H213V147H217V150H216L215 148H213L212 150L214 151V149H215L216 152L218 151V148H219V149H220V148L222 149L223 146H227V145H229V144H228V141H227L226 139H220V138H219L217 141H216V140H213ZM213 141H212V142H213ZM237 141H238V142H239V141L241 142V139H239V140L237 139L236 141L233 140V141H232V144L237 143V145H238V142H237ZM256 141H257V140H256ZM28 142H29V141H28ZM31 142H32V141H31ZM84 142H86V140H85ZM84 142H83V141H77V142H75V146H76V148H77L78 146H80L81 144H83ZM135 142H137V141H135ZM139 142H140V140L138 141V143H139ZM163 142H162V143H163ZM182 142H183V141H182ZM184 142H186V141H184ZM187 142H189V141L187 140ZM191 142H192V141H191ZM191 142H190V145L192 144ZM193 142H195V141H193ZM206 142H209V141H206ZM206 142H205V143H206ZM210 142L208 143V145H210ZM245 142H246V141H245ZM245 142H244V144L246 145L247 142H246V143H245ZM251 142H253V141L251 140ZM257 142H259V141H257ZM29 143H30V142H29ZM36 143H37V142H36ZM104 143H105V142H104ZM146 143H147V142H146ZM151 143H152V142H151ZM151 143H150V144H151ZM166 143H164L163 146L166 145ZM180 143H181V144H180ZM197 143L200 144V146H201V143H199V141H198ZM197 143H196V144H197ZM205 143H204V145H205ZM230 143H231V142H230ZM249 143H250V142H249ZM32 144H33V142H32ZM84 144H85V143H84ZM128 144H129V143H128ZM134 144H135V145H134ZM152 144H153V143H152ZM196 144H194L195 146L193 145L194 148L196 147ZM232 144H231V145H232ZM241 144H243V143L241 142ZM244 144H243V145H244ZM254 144H255V138H254ZM27 145H28V144H27ZM27 145H26V148H27L28 146H30V147H34V146H35V144H34V146H32V145H30V144H29L28 146H27ZM36 145H37V144H36ZM131 145L136 146V143H132V144H130V145H128V146L131 147ZM138 145H140V144H138ZM138 145H137V146H138ZM156 145L158 146V144H156ZM187 145H188V143H187ZM190 145H189V146H186L187 148L185 147V148H184L185 150L182 148V149L184 150V152H185V155L188 154V153H186V149H188V151H189V149L191 150V148L193 147V146H191V148H190ZM206 145H207V144H206ZM206 145H205V146H206ZM234 145H235V144H234ZM247 145L249 146V144H247ZM252 145H253V144H252ZM257 145H258V144H257ZM259 145H260V144H259ZM37 146H38V145H37ZM73 146H74V145H73ZM75 146H74V147H75ZM128 146H127V147H128ZM163 146H162V147H163ZM200 146H199V147H200ZM158 147H160V146H158ZM168 147H169V146H168ZM182 147H183V146H182ZM232 147H233V146H232ZM232 147H231V148H232ZM238 147H239L238 149H237V147H236L237 150L240 149V146H239V145H238ZM245 147H246V146H244V147L242 148V150L245 149ZM250 147H251V146H250ZM257 147H258V146H256V148H257ZM79 148H80V147H79ZM133 148H134V147H132V149H133ZM136 148L139 149L140 147H135L134 149H136ZM144 148H145V147H144ZM201 148H203V146H202ZM226 148H227V147H226ZM226 148H225V151H226ZM231 148H230V149H231ZM233 148L235 149V147H233ZM251 148H252V147H251ZM31 149H32V148H31ZM81 149H82V147H81ZM123 149H124V148H123ZM125 149H127V148L125 147ZM129 149H130V148H129ZM138 149H136V152H134V154L137 155V154H138V153H137L138 151H139V153H143V152L145 151V150L143 149V147H142V149H139V150H138ZM145 149H146V148H145ZM149 149H150V148H149ZM154 149H157V147H156V148L153 147V150H154ZM158 149H159V148H158ZM161 149H162V148H160V150H161ZM165 149H166V148H165ZM167 149H166V150H167ZM199 149H200V148H199ZM206 149H208V152H210V150H211V148L209 149V147L206 148ZM223 149H224V148H223ZM227 149H229V147H228ZM230 149H229V151H230ZM247 149H249V148H247ZM247 149H246V150H247ZM252 149L254 150V148H252ZM76 150H77V149H76ZM79 150H80V149H79ZM130 150H131V149H130ZM137 150H138V151H137ZM146 150H148V149H146ZM193 150L196 151V148L193 149ZM203 150H205V149H203ZM237 150H236V152L239 153L240 150H239V151H237ZM242 150H241V151H242ZM253 150H251V151L254 152ZM255 150L257 151V149H255ZM262 150H264V149H262ZM262 150H261V151H262ZM74 151H75V150H74ZM116 151H117V150H116ZM119 151H120V150H119ZM124 151H125V150H124ZM155 151H156V150H154V153H155ZM157 151H158V150H157ZM163 151H164V149H163ZM163 151H162V152H163ZM197 151H198V149H197ZM206 151H207V150H206ZM229 151H228V152H229ZM232 151H233V150H232ZM243 151H244V150H243ZM243 151H242V153H243ZM249 151H250V149H249ZM259 151H260V150H259ZM259 151H258V152H259ZM261 151L259 152V153H260V156H261V155H264V154H261ZM120 152H121V151H120ZM122 152H123V150H122ZM130 152H133V151H132V150L129 151V153H128L129 155H130ZM147 152H149V151H147ZM151 152H153V151H151ZM151 152H150V154H151ZM158 152H159V151H158ZM167 152H168V151H167ZM170 152H169V153H170ZM191 152H192V151H190V153H191ZM204 152H205V151H204ZM216 152H213V154H215ZM218 152H219V151H218ZM236 152H235V153H236ZM262 152H264V151H262ZM73 153H74V152H73ZM73 153H72V154H73ZM115 153H117V152H115ZM145 153H146V151H145ZM165 153H166V151H165ZM169 153H168V154H169ZM193 153H194V151H193ZM222 153H223V152H222ZM222 153H221V155H222ZM231 153H234V152H231ZM245 153H246V151H245ZM245 153H244V154H245ZM255 153H256V152H255ZM74 154H75V153H74ZM74 154H73V156H74ZM76 154H77V152H76ZM120 154H121V153H120ZM131 154H132V153H131ZM143 154H144V153H143ZM143 154H142V155H143ZM159 154H160V153H159ZM161 154H162V153H161ZM196 154H197V152H196ZM198 154H200V152H199ZM198 154H197V156H198ZM204 154H205V153H204ZM216 154H217L216 156H218V154H220V153H216ZM224 154H226V153L224 152ZM228 154H230V153H228ZM236 154H237V153H236ZM236 154H235V155H236ZM240 154H241V152H240L239 155H238L239 158H240ZM244 154H243V156H246V154H248V153H246L245 155H244ZM118 155H119V154H118ZM126 155H127V154H126ZM138 155H139V154H138ZM140 155H141V154H140ZM148 155H149V154H148ZM148 155L145 154V156H143V157H146V156H148ZM153 155H155V154H153ZM200 155H201V154H200ZM231 155H232V154H231ZM233 155H234V154H233ZM235 155H234V156H235ZM257 155H258V153L255 155V157H254L253 155H252L253 158H252V156H250V157H251V159H254V158H256ZM79 156H80V155H79ZM124 156H125V155H124ZM134 156H135V155H134ZM151 156H152V155H151ZM156 156H157V155H156ZM156 156H155V157H156ZM158 156H159V155H158ZM162 156H163V154H162ZM166 156H167V155L165 154L164 157L166 158ZM180 156H181V155H179V157H180ZM182 156H183V155H182ZM182 156H181V158H182ZM186 156H187V155H186ZM186 156H184L183 159L185 158V160H186ZM188 156H190V155H188ZM203 156H204V155H202V157H203ZM209 156L213 157L214 155L212 156V155L209 154ZM209 156H208V157H209ZM226 156H227V155H226ZM228 156H229V155H228ZM228 156H227V157H228ZM74 157H75V156H74ZM77 157H78V156L76 155V158H77ZM80 157H81V156H80ZM122 157H123V155H122ZM125 157H127V156H125ZM132 157H133V156H132ZM143 157H140V158H143ZM172 157H171V158H172ZM177 157H178V156H177ZM198 157H199V156H198ZM202 157H201V158H202ZM206 157H207V156H204L205 159H206ZM218 157L220 158V156H218ZM218 157H217V158H218ZM221 157H222V156H221ZM129 158H131V157L129 156ZM137 158H138V157H137ZM149 158H150V157H149ZM159 158H160V157H159ZM193 158L196 159V157H194V156H193ZM199 158H200V157H199ZM199 158H198V160H199ZM204 158H202V159L204 160ZM215 158H216V157H215ZM233 158H234V157H233ZM233 158L231 157L230 159H233ZM237 158H238V157H237ZM246 158H248V157H246ZM71 159H72V158H71ZM74 159H75V158H74ZM74 159H72V160H74ZM123 159H125V158H122V160H123ZM127 159H128V157H127ZM127 159H126L125 164L130 162V160L127 162ZM131 159H132V158H131ZM147 159H148V158H147ZM202 159H200V160L202 161ZM209 159H211V158H209ZM212 159H213V158H212ZM230 159H228V160H230ZM244 159H245V158H244ZM244 159H241V158H240V160H243V161L247 162V161H246L247 159H246V160H244ZM72 160H71V161H72ZM76 160L79 161V159H75V161H76ZM81 160H82V159H81ZM81 160H80V162H81ZM134 160H135V158H134ZM134 160H131V161H134ZM141 160H142V159H140V162H142V161L144 160V158H143L142 161H141ZM156 160H157V159H156ZM170 160H171V159H170ZM176 160H179V159H176ZM189 160H191V157H190ZM200 160H199V161H200ZM218 160H220V161L222 162V159H218ZM218 160H217L216 163H219ZM223 160L225 161V160H227V159H226V158H225V159L223 158ZM235 160H237L238 163H240V162H239V159H236V156H235ZM235 160H234V161H235ZM135 161H136V160H135ZM146 161H147V160H146ZM149 161H150V159H149ZM152 161H153V159H152ZM157 161H158V160H157ZM160 161H161V159H160ZM166 161H167V160H166ZM166 161H165V162H166ZM192 161H193V160H192ZM192 161H190V162L192 163ZM205 161H206V160H205ZM207 161H208V160H207ZM210 161H211V160H210ZM230 161H231V160H230ZM232 161H233V160H232ZM234 161H233V162H234ZM237 161H236V162H237ZM253 161H254V160H253ZM60 162H61V161H60ZM69 162H70V161H69ZM122 162H123V161H122ZM138 162H139V159H138L137 163H138ZM144 162H145V161H144ZM153 162H154V161H153ZM155 162H156V161H155ZM175 162H176V161H175ZM180 162H181V161H180ZM193 162H194V161H193ZM197 162H198V161H196V163H197ZM202 162H203V161H202ZM241 162H242V161H241ZM261 162L264 163V161H261ZM261 162H260V164H261ZM78 163H79V162H78ZM131 163H132V162H131ZM135 163H136V162H135ZM146 163H147V162H146ZM149 163H150V165L152 164L151 161H150ZM149 163H148V164H149ZM159 163H161V162H159ZM162 163H163V162H162ZM167 163H168V162H167ZM188 163H189V162H188ZM206 163H208V162H206ZM206 163H204V164H206ZM209 163H211V162H209ZM224 163H226V161H225ZM224 163H223V164H224ZM238 163H237V164H238ZM255 163H256V161H255ZM12 164H13V166L10 165V166H9V167H10L9 169H11L12 167H15L16 165H18V167L20 166V167H19V170L22 169V168L25 169V165H23V163L20 164V163H18L17 161H16V162L14 161ZM27 164H28V162H27ZM57 164H58V162H57ZM60 164H61V166H64V165H62V163H60ZM73 164H75V162H73ZM82 164H83V161H82ZM82 164H80V167H81V166H83V167L85 166V165H82ZM120 164H122V165H120ZM120 164H118V165H120V166L123 167V163H120ZM133 164H134V162H133ZM142 164H144V163H142ZM164 164H165V163H163V165H164ZM169 164H171V163L169 162ZM175 164H176V163H175ZM177 164H178V163H177ZM181 164H182V163H181ZM181 164H180V165H181ZM194 164H195V163H194ZM200 164H201V162H200ZM223 164H222V165H223ZM226 164H227V165L224 166V167H227V166H228V162H227ZM230 164H231V163H230ZM243 164H244V163H243ZM247 164H248V163H247ZM247 164H246V165H247ZM0 165H1V164H0ZM14 165H15V166H14ZM29 165H30V164H28V167H29ZM47 165L49 166V164H47ZM71 165H72V163H71ZM116 165H117V164H116ZM140 165H141V163H140ZM140 165H139V166H140ZM145 165H146V164H145ZM145 165H144V166H145ZM150 165H148V166H150ZM159 165H161V167H162V164H159ZM172 165L174 166V162H173ZM186 165H187V164H186ZM255 165H256V164H255ZM34 166H35V164L33 165V167H34ZM67 166H68V163H67ZM77 166H78V164H77ZM125 166H126V165H125ZM146 166H147V165H146ZM148 166H147V167H148ZM152 166H155V165H154V164L151 165V170L154 168V167L152 168ZM156 166H157V165H156ZM168 166H169V165H168ZM188 166H189V164H188ZM190 166H191V165H190ZM209 166H210V165H209ZM220 166H221V165H220ZM220 166H219V168H220ZM230 166H231V165H230ZM232 166H233V165H232ZM248 166H249V165H248ZM248 166H247V167H248ZM259 166H260V165H259ZM1 167L3 168V166H1ZM16 167H17V166H16ZM18 167H17V168H18ZM33 167H31V169H32ZM40 167H41V166H40ZM44 167H46V165H44ZM64 167H66V166H64ZM64 167H63V168H64ZM80 167H79V168H80ZM83 167H82V168H83ZM133 167H136V166H135V165L132 166V169H134ZM147 167H146V168H147ZM157 167H158V166H157ZM166 167H167V166H166ZM175 167H177V166H175ZM194 167H195V166H194ZM202 167H203V166H202ZM242 167H243V166H242ZM244 167H245V166H244ZM247 167H246V168H247ZM250 167H251V166H250ZM250 167H249V168H250ZM255 167H256V166H255ZM35 168H36V167H35ZM49 168H50V167H49ZM60 168H61V167H60ZM68 168H70V164H69ZM71 168H72V167H71ZM74 168H76V167H74ZM86 168H87V166H86ZM86 168H84V169H86ZM115 168H116V166H115ZM127 168H128V167H127ZM129 168L131 169V165L129 166ZM136 168H139V167L137 166ZM136 168H135V169H136ZM140 168H141V167H140ZM144 168H145V167H144ZM162 168L165 169V166L162 167ZM162 168L159 167L160 170H161ZM169 168H172L171 165H170ZM169 168H168V169H169ZM178 168H179V166H178ZM185 168H186V166H185ZM205 168H206V167H205ZM239 168H240V166L238 167V169H239ZM252 168H253V167H252ZM3 169H4V168H3ZM6 169H7V168H6ZM44 169H45V168H44ZM76 169H77V168H76ZM110 169H111V168H110ZM113 169H114V168H113ZM113 169H112V170H113ZM132 169H131V170H132ZM147 169H148V168H147ZM183 169H184V168H183ZM213 169H214V168H213ZM226 169H227V168H226ZM241 169H242V168H241ZM11 170H13V169H11ZM11 170H10V171H11ZM19 170H17V171H19ZM28 170H30V167H29ZM33 170H34V168H33ZM33 170H32V171H33ZM35 170H36V169H35ZM42 170H43V168H42ZM70 170H71V169H70ZM79 170H80V169H79ZM79 170H77V171H79ZM94 170H95V169H94ZM96 170H97V169H96ZM116 170L120 173L121 171H125V170L128 171L129 169H125V170H121V171H119V170L116 168ZM141 170H143V169L141 168ZM160 170H159V171H160ZM172 170H173V169H172ZM174 170H175V169H174ZM184 170H185V169H184ZM223 170H224V169H223ZM233 170H234V169H231V171H233ZM0 171H1V169H0ZM8 171H9V170H8ZM13 171H15V168H14ZM30 171H31V170H30ZM37 171H40V170H36L35 172H37ZM43 171H44V170H43ZM47 171H48V170H47ZM50 171H51V170H50ZM61 171H62V168H61ZM61 171H60V172H61ZM64 171H65V169H64ZM64 171H63V172H64ZM72 171H73V170H72ZM72 171H71V172H72ZM82 171H83V170H82ZM88 171H89V170H88ZM88 171H87V172H88ZM90 171H91V170H90ZM92 171H93V168H92ZM106 171H107V169H106ZM113 171H114V170H113ZM117 171H116V172H117ZM127 171H126V173H127ZM134 171H135V170H134ZM134 171H132L131 173H133ZM137 171H138V170H137ZM139 171H140V169H139ZM165 171H166V170H165ZM167 171H168V170H167ZM199 171H200V170H199ZM202 171H203V170H202ZM240 171H241V170H240ZM253 171H254V170H253ZM6 172H7V171H6ZM6 172H4V173H6ZM28 172H29V171H28ZM63 172H62V175H63ZM68 172H69V169H68ZM75 172H76V171H75ZM79 172H81V171H79ZM116 172H115V173H116ZM140 172H141V171H140ZM145 172H146V171H145ZM156 172L159 173L158 171H156ZM195 172H196V171H195ZM203 172H204V171H203ZM238 172H239V170H238ZM238 172H237V173H238ZM250 172H251V171H250ZM250 172H249V173H250ZM258 172H259V171H258ZM1 173H2V172H1ZM11 173H12V171H11ZM11 173H10V175H11ZM20 173H21V172H20ZM24 173H25V172H23V174H24ZM30 173H31V172H30ZM32 173H33V172H32ZM32 173H31V174H32ZM58 173H59V172H57V175H58ZM108 173H109V170H108ZM119 173H118V174H119ZM124 173H125V172H124ZM134 173H135V172H134ZM157 173H156V174H157ZM162 173H163V171H162ZM184 173H186V172H184ZM208 173H209V172H208ZM234 173H235V172H234ZM13 174H14V172H13ZM13 174H12V175H13ZM26 174H27V170H26ZM33 174H34V173H33ZM69 174H70V173H69ZM112 174H113V173H112ZM116 174H117V173H116ZM136 174H138V173L136 172ZM139 174H140V173H139ZM170 174H171V173H170ZM195 174H196V173H195ZM197 174H198V172H197ZM200 174H201V173H200ZM205 174H207V173H205ZM205 174H204V175H205ZM210 174H211V173H210ZM218 174H219V173H218ZM224 174H225V173H224ZM258 174H259V173H258ZM4 175H5V176H4L3 178L6 177V174H4ZM24 175H25V174H24ZM35 175H36V174H35ZM35 175H34V176H35ZM55 175H56V174H55ZM55 175H54V176H55ZM60 175H61V174H59V176H60ZM67 175H68V174H67ZM159 175H160V173H159ZM204 175H203V176H204ZM216 175H217V174H216ZM238 175L240 176L239 173H238ZM13 176H14V175H13ZM27 176H30V174H27ZM109 176H110V175H109ZM155 176H157V175H155ZM166 176H167V175H166ZM187 176H188V175H187ZM221 176H222V175H221ZM252 176H253V175H252ZM14 177H15V176H14ZM14 177H13V178H14ZM18 177H19V175H18ZM20 177H21V176H20ZM23 177H24V176H22V180H23V179H26V178H23ZM71 177H72V176H71ZM113 177L115 178L116 175H114ZM121 177H122V175H121ZM158 177L160 178L161 175L158 176ZM167 177H168V176H167ZM170 177H171V176H170ZM170 177H168V178H170ZM195 177H196V176H195ZM240 177H241V176H240ZM30 178H31V177H30ZM110 178H112V177H110ZM155 178H156V177H155ZM161 178H162V177H161ZM163 178H164V176H163ZM165 178H166V177H165ZM173 178H174V177H173ZM204 178H205V176H204ZM209 178H210V177H209ZM215 178H216V177H215ZM220 178H221V177H220ZM223 178H224V177H223ZM228 178H229V177H228ZM245 178H246V177H245ZM7 179H8V178H7ZM68 179H69V177H68ZM170 179H171V178H170ZM183 179H184V178H183ZM183 179H182V180H183ZM186 179H187V177H186ZM194 179H195V178H194ZM194 179H192V181H193ZM205 179H206V178H205ZM15 180H16V179H15ZM20 180H21V179H20ZM22 180H21V181H22ZM28 180H29V179L27 178V181H28ZM133 180H134V179H133ZM139 180H140V179H139ZM167 180H168V179L166 178V181H167ZM187 180H188V179H187ZM214 180H215V179H214ZM234 180H236V178H235ZM258 180H259V179H258ZM1 181H2V179H1ZM8 181H9V180H8ZM11 181H13V179H12ZM18 181H19V179H18ZM18 181H17V182H18ZM31 181H33V178H32ZM67 181H68V180H67ZM190 181H191V178H190ZM207 181H209V180H207ZM9 182H10V181H9ZM17 182H16V183H17ZM65 182H66V181H65ZM184 182H185V181H184ZM211 182H212V181H211ZM240 182H241V181H240ZM258 182H259V181H258ZM5 183H6V181H4L2 184H5ZM18 183L20 184V182H18ZM25 183H26V182H25ZM28 183H31V182L28 181ZM61 183L63 184V182H61ZM71 183H72V182H71ZM88 183H89V182H88ZM110 183H111V182H110ZM141 183H142V182H141ZM168 183H169V182H168ZM170 183H171V182H170ZM207 183H209V182H207ZM2 184H0V185H2ZM23 184H24V182H23ZM23 184H20V185H23ZM69 184H70V183H69ZM69 184H68V186H69ZM83 184H84V183H83ZM86 184H87V183H86ZM135 184H136V183H135ZM191 184H192V183H191ZM193 184H194V183H193ZM199 184H200V183H199ZM240 184H242V183H240ZM5 185H7V184H5ZM8 185H9V184H8ZM14 185H15V184H13V186H14ZM17 185H18V184H16L15 186H17ZM73 185H74V184H73ZM158 185H159V184H158ZM189 185H190V184H189ZM204 185H205V184H204ZM206 185H207V184H206ZM221 185H223V184H221ZM249 185H250V184H249ZM24 186H25V184L23 185V187H24ZM64 186L67 187V185H64ZM64 186H63V187H64ZM150 186H151V185H150ZM179 186H180V185H179ZM193 186H194V185H193ZM195 186H196V185H195ZM201 186H202V185H201ZM254 186H255V185H254ZM7 187H8V186H7ZM7 187H6V188H7ZM61 187H62V186H61ZM77 187H78V186H77ZM135 187H136V186H135ZM152 187H153V186H152ZM172 187H173V186H172ZM175 187H176V186H175ZM224 187H225V186H224ZM12 188H13V187H12ZM149 188H150V187H149ZM181 188H182V187H181ZM217 188H218V187H217ZM227 188H228V187H227ZM253 188H254V187H253ZM256 188H257V187H256ZM2 189H4V188H2ZM28 189H29V187H28ZM146 189H148V188H146ZM191 189H192V188H191ZM200 189H201V187H200ZM206 189H207V188H206ZM246 189H248V188L246 187ZM59 190H60V189H59ZM106 190H107V189H106ZM154 190H155V189H154ZM157 190H158V189H157ZM196 190H197V189H196ZM222 190H223V188H222ZM222 190H221V191H222ZM225 190H226V189H225ZM6 191H9V190H6ZM12 191H13V190H12ZM14 191H15V190H14ZM16 191H17V190H16ZM18 191H19V190H18ZM134 191H135V190H134ZM139 191H140V190H139ZM143 191H144V190H143ZM150 191H151V190H150ZM207 191H208V190H207ZM235 191H236V190H235ZM239 191H242V190H239ZM243 191H245V190H243ZM9 192H10V191H9ZM99 192H100V191H99ZM101 192H102V191H101ZM171 192H172V191H171ZM230 192H231V191H230ZM247 192H248V191H247ZM129 193H130V192H128V194H129ZM131 193H132V192H131ZM192 193H193V191H192ZM206 193H207V192H206ZM237 193H238V192H237ZM154 194H155V193H154ZM175 194H176V193H175ZM204 194H205V193H204ZM221 194H222V193H221ZM241 194H242V193H241ZM245 194H246V193H245ZM1 195H2V193H1ZM75 195H76V194H75ZM78 195H79V194H78ZM156 195H157V194H156ZM159 195H161V194H159ZM2 196H5V193H4V195H2ZM2 196H0V198H1ZM106 196H107V195H106ZM113 196H114V195H113ZM212 196H214V195H212ZM78 197H79V196H78ZM100 197H101V196H100ZM132 197H133V196H132ZM230 197H231V196H230ZM245 197H246V196H245ZM156 198H157V197H156ZM183 198H184V197H183ZM189 198H190V197H189ZM206 198H207V197H206ZM222 198H223V197H222ZM251 198H252V197H251ZM254 198H255V197H254ZM106 199H107V198H106ZM119 199H120V198H119ZM130 199H131V198H130ZM132 199H133V198H132ZM161 199H162V198H161ZM174 199H175V201H176V198H174ZM199 199H200V198H199ZM236 199H237V198H236ZM69 200H70V199H69ZM157 200H158V199H157ZM184 200H185V199H184ZM212 200H213V199H212ZM244 200H245V199H244ZM247 200H248V199H247ZM125 201H126V199H125ZM140 201H141V200H140ZM178 201H179V200H178ZM200 201H201V200H200ZM230 201H231V200H230ZM7 202H8V201H7ZM176 202H177V201H176ZM187 202H188V201H187ZM256 202H257V201H256ZM96 203H97V202H96ZM189 203H190V201H189ZM235 203H236V202H235ZM238 203H239V202H238ZM164 204H165V202H164ZM197 204H198V203H197ZM207 204H208V203H207ZM222 204H223V201H222ZM225 204H226V203H225ZM239 204H240V203H239ZM258 204H259V203H258ZM120 205H121V204H120ZM136 205H137V204H136ZM234 205H235V204H234ZM166 206H167V205H166ZM184 206H185V205H184ZM188 206H189V205H188ZM188 206H187V207H188ZM224 206H225V205H224ZM139 207H140V206H139ZM161 207H162V206H161ZM177 207H178V206H177ZM190 207H191V206H190ZM205 207H206V206H205ZM12 208H13V207H12ZM107 208H108V207H107ZM153 208H154V207H153ZM159 208H160V207H159ZM174 208H175V207H174ZM191 208H192V207H191ZM216 208H217V207H216ZM223 208H224V207H223ZM124 209H125V208H124ZM137 209H138V208H137ZM188 209H190V208H188ZM204 209H205V208H204ZM251 209H252V208H251ZM150 210H151V209H150ZM150 210H149V211H150ZM208 210H209V209H208ZM58 211H59V210H58ZM102 211H103V210H102ZM151 211H152V210H151ZM158 211H159V210H158ZM168 211H169V210H168ZM186 211H187V210H186ZM198 211H199V210H198ZM226 211H228V210H226ZM245 211H246V210H245ZM76 212H77V211H76ZM104 212H105V211H104ZM138 212H140V211H138ZM178 212H179V211H178ZM195 212H196V211H195ZM206 212H207V211H206ZM252 212H253V211H252ZM53 213H54V212H53ZM71 213H72V212H71ZM143 213H145V211H144ZM209 213H210V212H209ZM220 213H221V211H220ZM91 214H92V213H91ZM105 214H106V213H105ZM172 214H173V213H172ZM180 214H181V213H180ZM221 214H222V213H221ZM247 214H248V213H247ZM69 215H70V214H69ZM96 215H97V214H96ZM139 215H140V214H139ZM139 215H138V216H139ZM213 215H214V214H213ZM213 215H212V216H213ZM234 215L236 216V214H234ZM240 215H241V214H240ZM91 216H92V215H91ZM148 216H149V215H148ZM179 216H180V215H179ZM184 216H185V215H184ZM203 216H204V214H203ZM123 217H124V216H123ZM128 217H129V216H128ZM134 217H135V216H134ZM171 217H172V216H171ZM187 217H189V216H187ZM214 217H215V215H214ZM124 218H125V217H124ZM126 218H127V217H126ZM200 218H201V217H200ZM221 218H222V217H221ZM221 218H220V219H221ZM262 218H264V217H262ZM72 219H73V218H72ZM100 219H101V218H100ZM210 219H211V218H210ZM88 220H89V219H88ZM195 220H196V218H195ZM204 220H205V219H204ZM226 220H227V219H226ZM244 220H245V219H244ZM248 220H249V219H248ZM253 220H254V219H253ZM8 221H9V220H8ZM50 221H51V220H50ZM50 221H49V222H50ZM121 221H122V220H121ZM141 221H142V220H141ZM209 221H210V220H209ZM242 221H243V219H242ZM245 221H246V220H245ZM56 222H57V221H56ZM65 222H66V221H65ZM93 222H94V221H93ZM93 222H92V223H93ZM109 222H110V221H109ZM147 222H148V221H147ZM154 222H155V221H154ZM226 222H228V221H226ZM231 222H232V221H231ZM236 222H237V221H236ZM246 222H247V221H246ZM73 223H74V222H73ZM114 223H115V222H114ZM125 223H126V222H125ZM129 223H130V222H129ZM131 223H132V222H131ZM166 223H167V222H166ZM176 223L178 224V222H176ZM204 223H205V222H204ZM50 224H51V223H50ZM139 224H141V223H139ZM154 224H155V223H154ZM174 224H175V223H174ZM187 224H188V223H187ZM207 224H208V223H207ZM223 224H224V222H223ZM247 224H248V223H247ZM247 224H246V225H247ZM257 224H258V223H257ZM152 225H153V224H152ZM182 225H183V224H182ZM246 225H244V226H246ZM35 226H36V225H35ZM81 226H82V225H81ZM90 226H91V225H90ZM103 226H104V225H103ZM103 226H102V227H103ZM120 226H121V225H120ZM141 226H142V225H141ZM159 226H160V225H159ZM159 226H158V227H159ZM183 226H184V225H183ZM187 226H188V225H187ZM222 226H223V225H222ZM237 226H238V225H237ZM237 226H235V227H237ZM17 227H18V226H17ZM72 227H73V226H72ZM84 227H85V226H84ZM84 227H82V228H84ZM107 227H108V226H107ZM178 227H179V226H178ZM216 227H217V226H216ZM219 227H220V226H219ZM223 227H224V226H223ZM10 228H11V227H10ZM13 228H14V227H13ZM35 228H36V227H35ZM50 228H51V227H50ZM120 228H121V227H120ZM125 228H126V227H125ZM154 228H155V227H154ZM180 228H181V227H180ZM212 228H213V227H212ZM227 228H228V227H227ZM246 228H247V227H246ZM253 228H254V227H253ZM7 229H8V227H7ZM7 229H6V230H7ZM68 229H69V228H68ZM98 229H99V228H98ZM139 229H140V228H139ZM221 229H223V228L221 227ZM230 229H231V228H230ZM27 230H28V229H27ZM42 230H43V229H42ZM42 230H41V231H42ZM82 230H83V229H82ZM84 230H85V229H84ZM184 230H186V229H184ZM184 230H183V231H184ZM218 230H219V229H218ZM247 230H248V229H247ZM256 230H257V229H256ZM86 231H88V230H86ZM98 231H99V230H98ZM124 231H125V230H124ZM220 231H221V230H220ZM231 231H232V230H231ZM60 232H61V231H60ZM153 232H154V231H153ZM218 232H219V231H218ZM23 233H24V232H23ZM42 233H43V231H42ZM122 233H123V232H122ZM138 233H139V231H138ZM199 233H200V232H199ZM223 233H224V232H223ZM257 233H258V232H257ZM18 234H19V233H18ZM61 234H62V233H61ZM115 234H116V233H115ZM127 234H130V233L128 232ZM162 234H163V233H162ZM201 234H202V233H201ZM246 234H247V233H246ZM261 234H262V233H261ZM42 235H43V234H42ZM112 235H113V234H112ZM159 235H160V234H159ZM172 235H173V233H172ZM183 235H184V234H183ZM193 235H194V234H193ZM210 235H211V234H210ZM235 235H236V234H235ZM244 235H245V234H244ZM247 235H248V234H247ZM249 235H250V234H249ZM254 235H255V234H254ZM7 236H8V234H7ZM47 236H48V235H47ZM60 236H61V235H60ZM78 236H79V235H78ZM78 236H77V237H78ZM95 236H96V235H95ZM136 236H137V235H136ZM136 236H135V237H136ZM157 236H158V235H157ZM222 236H223V235H222ZM250 236H251V235H250ZM22 237H23V236H22ZM53 237H54V235H53ZM105 237H106V236H105ZM153 237H154V236H153ZM159 237H161V236H159ZM194 237H195V236H194ZM225 237H226V236H225ZM245 237H247V236H245ZM259 237H260V236H259ZM8 238H10V237H8ZM42 238H43V237H42ZM83 238H84V237H83ZM131 238H132V237H131ZM155 238H156V237H155ZM189 238H190V237H189ZM222 238H223V237H222ZM26 239H27V238H26ZM53 239H54V238H53ZM70 239H71V238H70ZM94 239H95V238H94ZM110 239H111V238H110ZM161 239H162V238H161ZM183 239H184V238H183ZM55 240H56V239H55ZM86 240H87V239H86ZM121 240H122V239H121ZM124 240H125V239H124ZM261 240H262V239H261ZM8 241H9V240H8ZM143 241H144V240H143ZM151 241H152V240H151ZM169 241H170V240H169ZM188 241H189V240H188ZM203 241H204V239H203ZM206 241H207V240H206ZM210 241H211V239H210ZM243 241H244V239H243ZM251 241H252V240H251ZM30 242H31V241H30ZM145 242H146V241H145ZM152 242H153V241H152ZM166 242H167V241H166ZM174 242H175V241H174ZM255 242H256V241H255ZM75 243H76V242H75ZM98 243H99V242H98ZM124 243H125V242H124ZM167 243H168V242H167ZM170 243H171V242H170ZM175 243H176V242H175ZM181 243H182V242H181ZM224 243H225V241H224ZM224 243H223V244H224ZM226 243H227V242H226ZM235 243H236V242H235ZM241 243H242V242H241ZM252 243H253V242H252ZM262 243H264V242H262ZM80 244H81V243H80ZM86 244H87V243H86ZM116 244H117V243H116ZM127 244H128V243H127ZM139 244H140V243H139ZM198 244H199V243H198ZM218 244H219V243H218ZM220 244L222 245V242H221ZM242 244H243V243H242ZM247 244H249V243L247 242ZM259 244H260V242H259ZM13 245H14V244H13ZM41 245H42V244H41ZM182 245H184V244H182ZM191 245H192V244H191ZM203 245H204V244H203ZM209 245H210V244H209ZM214 245H215V244H214ZM221 245H220V246H221ZM256 245H257V244H256ZM80 246H81V245H80ZM92 246H93V245H92ZM138 246H139V245H138ZM140 246H141V245H140ZM179 246H180V245H179ZM189 246H190V245H189ZM249 246H250V244H249ZM254 246H255V245H254ZM262 246H264V245H262ZM16 247H17V246H16ZM131 247H132V246H131ZM166 247H167V246H166ZM174 247H175V246H174ZM176 247H178V246H176ZM193 247H194V246H193ZM195 247H196V246H195ZM203 247H204V246H203ZM218 247H219V246H218ZM223 247H224V246H223ZM233 247H234V246H233ZM237 247H238V246H237ZM239 247H241V246H239ZM239 247H238V248H239ZM242 247H243V246H242ZM73 248H74V247H73ZM76 248H77V247H76ZM78 248H79V247H78ZM148 248H149V247H148ZM150 248H152V247H150ZM180 248H182V247H180ZM208 248H209V247H208ZM219 248H220V247H219ZM226 248H227V247H226ZM0 249H1V248H0ZM55 249H56V248H55ZM80 249H81V248H80ZM139 249H140V248H139ZM209 249H210V248H209ZM216 249H217V248H216ZM223 249H224V248H223ZM232 249H233V248H232ZM249 249H250V248H249ZM120 250H121V249H120ZM193 250H194V248H193ZM193 250H192V251H193ZM212 250H213V249H212ZM245 250H246V249H245ZM245 250H244V251H245ZM11 251H12V250H11ZM197 251H198V250H197ZM213 251H214V250H213ZM235 251H236V250H235ZM241 251H242V250H241ZM241 251H239V254H240ZM252 251H254V250L252 249ZM52 252H53V251H52ZM65 252H66V251H65ZM134 252H136V251H134ZM138 252H139V251H138ZM153 252H154V251H153ZM180 252H181V250L179 251V253H180ZM193 252H194V251H193ZM195 252H196V251H195ZM221 252H222V251H221ZM255 252H256V251H255ZM70 253H71V252H70ZM77 253H78V252H77ZM120 253H121V252H120ZM123 253H125V252H123ZM155 253H156V252H155ZM181 253L183 254V252H181ZM225 253H226V252H225ZM54 254H55V253H54ZM125 254H126V253H125ZM192 254H193V253H192ZM200 254H201V253H200ZM202 254H203V252H202ZM202 254H201V255H202ZM222 254H223V253H222ZM232 254H233V253H232ZM80 255H81V254H80ZM109 255H110V254H109ZM111 255H112V254H111ZM115 255H116V254H115ZM120 255H121V254H120ZM176 255H177V254H176ZM188 255H190V254H188ZM193 255H194V254H193ZM197 255H198V254H197ZM233 255H234V254H233ZM236 255H237V254H236ZM251 255H252V254H251ZM27 256H28V255H27ZM59 256H60V255H59ZM103 256H104V255H103ZM123 256H124V254H123ZM156 256H157V255H156ZM181 256H182V255H181ZM203 256H204V255H203ZM226 256H227V255H226ZM226 256H225V257H226ZM230 256H231V255H230ZM240 256H241V255H240ZM22 257H23V256H22ZM24 257H26V256H24ZM24 257H23V258H24ZM94 257H95V256H94ZM125 257H126V256H125ZM125 257H124V258H125ZM159 257H160V256H159ZM209 257H210V256H209ZM252 257H253V256H252ZM255 257H256V256H255ZM255 257H254V258H255ZM262 257H264V256H262ZM262 257H261V258H262ZM82 258H83V257H82ZM109 258H110V257H109ZM115 258H116V257H115ZM133 258H134V257H133ZM142 258H143V257H142ZM177 258H178V257H177ZM177 258H176V259H177ZM213 258H214V257H213ZM226 258H227V257H226ZM230 258H231V257H230ZM237 258H238V257H237ZM69 259H70V258H69ZM111 259H112V258H111ZM131 259H132V258H131ZM131 259H130V260H131ZM155 259H156V258H155ZM165 259H166V258H165ZM170 259H171V258H170ZM193 259H194V258H193ZM211 259H212V258H211ZM215 259H216V258H215ZM215 259H213V260H215ZM221 259H223V258L221 257ZM227 259H228V258H227ZM82 260H83V259H82ZM85 260H86V259H85ZM93 260H94V259H93ZM119 260H120V259H119ZM156 260H157V259H156ZM159 260H160V259H159ZM188 260H190V259H188ZM228 260H229V259H228ZM228 260H227V261H228ZM88 261H89V260H88ZM126 261H127V260H126ZM153 261H154V260H153ZM191 261H192V260H191ZM215 261H216V260H215ZM217 261H218V260H217ZM217 261H216V262H217ZM227 261H226V262H227ZM76 262H77V261H76ZM80 262H81V261H80ZM89 262H90V261H89ZM117 262H119V261H117ZM148 262H149V260H148ZM168 262H169V259H168ZM226 262H224V263H226ZM240 262H241V259H240ZM73 263H74V262H73ZM77 263H78V262H77ZM105 263H106V262H105ZM105 263H104V264H105ZM121 263H122V262H121ZM162 263H163V262H162ZM175 263H176V262H175ZM206 263H207V262H206ZM213 263H215V262H213ZM228 263H229V262H228ZM236 263H237V262H236ZM249 263H250V262H249ZM8 264H9V263H8ZM114 264H115V263H114ZM138 264H139V262H138ZM169 264H170V263H169ZM176 264H177V263H176ZM200 264H201V263H200ZM211 264H212V263H211ZM219 264H220V262H219Z\"/></svg>","mask_w":264,"mask_h":264}]
</instances>
